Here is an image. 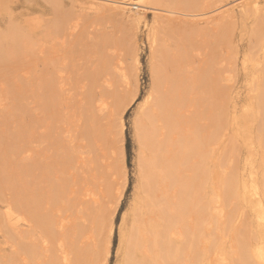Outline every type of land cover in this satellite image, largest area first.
<instances>
[{"label": "bare ground", "instance_id": "obj_1", "mask_svg": "<svg viewBox=\"0 0 264 264\" xmlns=\"http://www.w3.org/2000/svg\"><path fill=\"white\" fill-rule=\"evenodd\" d=\"M62 1H64V0H0V25L2 23L6 24L8 22L6 24V28H3V26H0V40H1V37H2V39L4 38L2 41H0V58H2L5 53L6 54L8 53L7 56L13 55L14 50L17 49L16 47L17 46L19 47V45H20L19 43H18L19 45L17 44L18 39H20L19 40L20 43L28 40L27 38L24 39L25 36H28V35H26L27 33L26 32L23 33L22 32L23 29H22V31L20 30V28L22 27L21 22H19L20 23L19 25L21 27L18 26L19 28L16 29L17 24H15L16 26L11 25L13 22L12 19L15 20V18L16 19L18 18L20 20V19H23L24 16L27 17L28 14L33 13V12H31V13L29 12V11H33V10H29V9H31L30 8L31 6L35 10L36 9L41 10L39 12H44L43 14H45V11L47 13H49L48 10L46 9V6L50 5L53 8H55L58 4L61 5ZM77 1L78 0H68V2L72 5L74 2H77ZM114 1H118V0H93V1H89L90 4L92 5L90 7L91 8L90 11L92 12V9H94L97 12H103V13H105V14L101 13L103 15V17H105V15H107L108 16L107 18L109 19V14L113 13L114 9H116L115 7L113 8V6H112V5H115V3H112ZM122 1H125V0H122ZM127 1H125V3ZM148 1L152 4L151 5L146 0L147 4L151 5L150 8L154 11L153 17L156 18L155 24H153L156 26L152 25L149 33H147L148 37H149L148 38V41H149L148 45H149V49L151 51L150 53H152V56H153V52H155L154 50H156L158 53H161V50H158V49L159 48L162 49L164 46L167 45V44L162 45L165 42V40H167V39L172 40V38H174V36H175L174 34H171L174 36L173 37L171 36V39H169L170 36H169L168 32L165 30V28L169 25V22H171V21H167L169 19L165 20V18H172L173 19V16L169 17V15H168V14H170V12H171L170 15H173L172 12H175L176 15L177 14H179V15L180 14H185V15L193 14L194 15L195 12L199 13L202 10H204V11L206 10L208 12L207 16L205 19L201 18V19H203L201 21V23L195 19L194 20L190 19L191 20L190 21L189 17H188V19L187 18L185 19L184 18L185 16L182 18L181 16H183V15H180V16L177 15L180 19H182L179 22H177V20L179 18L175 17L176 15H174V17L177 18V20L176 21L172 20V21H174L175 23L177 22V25L180 23L182 24V25L180 24L181 27L175 25V28H176V26H177V29L180 28V29H178V31H179L183 27H184V29L186 28L185 30H187V27H189L188 28L189 31L184 30L185 35H183L184 33H182L183 36L188 37L189 34L192 35L195 32H198L199 29H202V28L206 29V27L209 29V27H210L211 30L210 29L209 30L211 31V33L213 34V32H214V34H215V35L213 34L214 35L213 36L212 34L209 33V35H212L211 36L212 40L214 39L213 41L210 40L211 44H213V43L215 44V42L218 40L216 42L218 44L217 45L215 44L216 48L217 47L218 48L223 47L222 49H228V50L229 49H248V50L251 49V50H253L251 52L249 50V54L250 53L252 54L253 52L255 53V51L258 53V51L255 49H258V50L260 49V52H261V54L259 55L260 56V60H259L260 66L257 65L258 61H257V64L255 62L251 61V63L252 62H253V64L255 63V65H257L258 67L257 68L253 67V69L256 68L255 70H252V69L246 70L245 69V70H243L244 73H242L243 79L252 80V81H254V79L256 80L254 89L253 88H251L249 90L247 89L248 90L247 92L249 93V95H247L248 99L245 98V101L249 100L251 102V100H253L252 106L250 105V107H249V105L247 103L246 106L248 108L247 109L244 108V110H240L237 106L238 102L234 101L233 97H231L232 96L231 89H232V85H234V84H232L233 82H231L230 80L232 78V80L234 79V81H235V78H236V77L233 78L232 75H231L232 77L230 76V74L232 72L230 71L231 73H229V70L233 69L232 71L234 72V69H236V67L235 68L231 67V69L228 70V68H227V70H226L229 74L228 73L224 74L223 75L224 78H222V79H225V78H228L229 76L231 77V78L229 77L230 82L226 80L228 83H231V84L226 83L225 87L227 86V88H223L224 90H227V91L222 92V90H221L220 91L221 94L219 93L217 95L219 100L216 101L217 106L215 107V109L212 108L215 105L211 107V105L208 104L210 106V109L212 108L211 111L214 109L215 112L213 110L212 113L211 112L206 113L205 114L206 116L198 117V114L200 115L201 112L203 110H206L207 108L200 110L198 108L203 107L204 104H199L200 106L197 108V105H198V103H197L196 108L199 111H197L195 109L193 104L195 101H197L200 98H198L197 100L195 99V101H194V98H193V100H191L192 99L191 97L195 96V94H191L192 93L191 90L189 91V89H187L188 92L186 91V93L193 95V96L190 95V101H189V95H186V97L188 96V98H187L188 103H190V102L192 103V101H193L192 106H190L191 104L190 105L187 104L190 106L189 108L186 105H182L181 102L179 101L180 99L175 100V101H171L173 99V98H171V96L173 97V95L172 94L170 95L169 84L171 83V85H174V83H173L174 81H171L170 79L172 78V80H174L175 77L169 78V80H170V83L168 82L169 84H167V82H166V81H168L167 80L168 78L166 79L165 77L166 76L170 77L169 73L171 74L173 69L175 70L177 68H180V67L176 68V66H178V65L174 66L175 64H173V63L176 62V64H179L176 61V59L181 60V57L178 54L179 53L178 52L176 54H178L179 56L177 55L176 57H174V55H176V54H174L173 55L174 58H173V57H171L172 55L169 56V54H167L169 57H171V58H169V57L167 58V57H165L166 53H163V50L168 49V48L170 49L169 46H172V43H174V42H176L177 44H179V43L181 44L180 41H182V39H183L182 47H184V49L186 48V46L188 47L192 44H193L192 49L195 47H196L195 49H199L205 43L206 44L208 43L207 45L205 44L206 47L204 46L205 49L207 50V48H209L208 46L210 44V41L207 38V37H209V35L207 33L208 31L206 32L205 29L204 30L202 29L203 31L199 30L200 33L205 32V34L207 33V35H205L204 33L200 34L199 32L198 33L200 35L198 33H195V37L198 38V40H196L194 35H192L191 38L194 37V42L191 44H190V42L193 41V39L192 40L187 39L189 41L188 42L189 44H187V42H186L187 40L184 39L183 36H182L183 37L182 38L180 36L181 34L179 32H178L179 34L175 33V34H177L176 36H178V37L180 36V38L178 39L179 43L176 41L177 39L174 41V39H175L174 38L172 40L171 45L169 44L168 48H166V47L163 48L162 53L159 54L160 56H157L158 55L157 52L154 54L155 55L154 57L157 56L156 57L157 60L160 59L161 57H162L161 59H163L164 61L168 62L170 60L171 62L170 61L169 62L171 63V65L173 64L174 67L172 66L173 67L172 68L170 66L169 62H168V64L166 62H164L167 65H169L170 68H172V70L171 69L167 70V69H169V68H167L166 72H164L165 68H163V71H160V70H162L161 68L166 65V64H161V62L163 63V60L160 61L161 60L160 59L159 62H157L158 64L160 63L159 65H161V67H159V65H157V64H155L153 66V64L155 62L154 63L151 62L152 64H150V73H151V75H150V79H151L150 86L146 92V95L144 96L143 100L141 101V104L138 106V108L140 109V111H139V118L140 119L139 118L138 119H139V121H141V126L137 125V128H138V140L137 141L139 142V145H138V151L139 152H138V156H137V168H136L137 169V176H136L137 183L135 185L134 196L132 198V202L130 203V206H129L130 212H128L126 214V216H122V218H121V225H122V227H121L122 231L121 232H122V234H121V237H119V245H118V249H117V250H120V253H121V262H122V264H183L185 262H186L185 264H190L191 262H190V260L188 261L187 256L193 254L191 251L195 252V250L197 249L196 251L198 252L199 249H201L202 250L201 254L204 256V259L202 260L201 258H198V259L202 260V261H199V263H198V262H194V261H196L195 260L196 258H195L193 261L191 260L192 263L194 262V264H234L233 260H231V259H234L237 261V264H264V168H261L264 165V135H263L264 132L262 131L260 133L262 128L264 130V127H263L264 126V0H148ZM138 2L137 3L139 5L140 4L145 5L144 3H146L145 0H144V3H141L142 2L141 0H138ZM137 3H136V5H137ZM84 4L89 5L86 2ZM132 4H133V2H132ZM116 5L119 6L120 3H118ZM61 6L63 7V5H61ZM82 6H83V4H82ZM82 6H80L81 9H82ZM152 6H154L155 8H153ZM28 7H29V9L27 10ZM73 7H75V6L73 5ZM76 7H78V6H76ZM148 7L149 6H147V8ZM157 7H159V10L163 7L164 11L166 13L168 12L167 16H166L165 12L160 13L162 10L161 11L157 10L158 9ZM47 8H49V6ZM138 8H140V7H138ZM75 9H77L76 11H78L79 8H75ZM86 9H88V8H86ZM123 9H122V11H123ZM131 10L132 9L128 10V12L129 11L135 12V11H131ZM57 11L61 13L62 10L61 11L57 10ZM67 11H69V10H67ZM70 11H69V13H70ZM76 11H73V12L76 14ZM79 11H78V13H79ZM122 11L119 10L118 13H120V12L123 13ZM36 12H38V10H36ZM56 12L54 11V13H56ZM63 12H62V15L63 14L67 15V13H68V12H65V13H63ZM83 12H84V10L82 12H80L79 14H82ZM88 12H89V9H88ZM54 13H53V15L56 17L57 14H54ZM85 13H87V10L83 14H85ZM106 13H109V14H106ZM115 13H116V11H115ZM124 13H125V10H124ZM124 13H123L122 17L124 15H127ZM40 14H42V13H40ZM164 14L166 16L165 18H164ZM58 15H61V14L58 13ZM58 15H57L56 19H54L55 17L53 18V21L55 20L57 22V24H54L52 22V20H50L52 22V25H51L50 21L48 20L49 22L47 23V20H46L47 25L49 23H50L49 24L50 26H57L58 25V28L57 27H54V28L51 27L50 28L49 25L48 26L45 25L48 28V29H46V27H45L46 30L55 29L54 30V32H55L56 28H57V29H59L60 32H62V30H64L68 26L69 23L67 24L65 22L68 21L69 18L71 19L72 14L71 15L69 14L70 16L68 15L69 16L68 19L66 17H63L64 15L60 16L61 18L58 17ZM88 15H89V13H88ZM92 15L97 16V13L92 14ZM102 15H101V17H102ZM115 15L112 17H115ZM120 15L118 14V17H121ZM134 15L135 16H133V17H132V15L128 16V18L132 17V19H131V20H133L132 22L130 20L128 21V19H126L127 18L126 17L124 19L127 21L126 22L123 21L121 23L122 25H124V23H127L128 25H129V23H132V26H131V24H130V26L125 25L127 28H129V27L134 28V31H131L130 30L131 28L128 29V32L130 31L129 32V36H130L129 39L132 37L135 38V36H134L136 33L135 29H137V32H138L139 24H140L141 20L143 19V12L141 13V12H139V10H138V12L136 11ZM158 15H159V17L163 16L164 21L161 20V22L158 23V21H157ZM35 16L37 17V15H35ZM96 16H94V17H96ZM38 17H40V16H38ZM98 17H99V15H98ZM98 17H97V19L100 20V18H98ZM64 18H66L67 20ZM77 18L78 17L76 16L74 19L76 20ZM82 18H84V15L82 16ZM154 18H153V20H154ZM63 19H64V23H65V24L63 23V26L65 25L64 26L65 28L62 26V23H60V24L58 23L60 21H63ZM95 19L96 18H93L91 20L94 21ZM104 19H106V18H104ZM104 19H101V20H104ZM119 19L121 20L122 18H118L117 22L120 24ZM32 20H34V22L36 24V25L35 24L32 25V27L34 28V26H35V28H36V26H38V28H36V29L39 30L40 29L39 27L41 26V25H38L39 19L38 20L32 19ZM114 20L116 21V18H114ZM24 21L25 20H23L22 23H24ZM43 21L44 20H41V22H43ZM80 21H81V19H79V23H80ZM93 21H91V23ZM109 21H106L107 24L109 23ZM115 21H113V23L110 22L111 24L109 23V25L111 27L106 26L108 28V31L111 30V28L113 26L115 27L116 25L118 26V28L121 29V27H119L118 24H116V25L114 24ZM29 22L27 23V25L29 24ZM72 22H74L76 25L81 24V23L79 24L78 22L76 23L75 21H72ZM96 22H99V23L97 24L98 26L96 25L97 30L95 29L96 30L95 31L93 29L95 34L97 31H100V32L106 34L107 28L105 26H103L106 24L105 21H102V22H104L103 25L100 21H95V23ZM250 22H251L250 28L251 29L257 28L258 31L253 32V33L248 32ZM171 23H173V22H171ZM13 24H14V22H13ZM66 24H67V26H66ZM92 24H94V23H92ZM92 24H90L89 26H93ZM99 24H101L102 27H105L106 29L105 30L98 29L100 26ZM59 25H61L62 27L61 26L60 27L63 29H60ZM76 25L74 27V24H71L70 26H68V29L69 30L73 29V28L75 29ZM84 25H82V26H84ZM86 25H87V22H86ZM171 25H172V27H174L173 24H171ZM11 26H13L15 28H12L13 29L12 30ZM125 26L122 27L123 30L126 29V30H124L125 31L124 33L127 32V28H124ZM102 27H100V28H102ZM22 28H24L25 31L28 30L25 27H22ZM31 28H30V30H31ZM33 28H32V33L35 30ZM85 28H82V29H85ZM88 28H90L89 29L90 32L93 31V30H91L92 27H88ZM93 28H95V27H93ZM74 29H73V31H74ZM82 29H81V32H82ZM162 29L165 30L166 32H164ZM167 29H168V31H170L169 29H172V28H167ZM190 29H191V31H193V33L190 31ZM69 30H67L65 33H67ZM77 30L78 29H76V31ZM112 30H114V29L112 28ZM161 30L163 31L164 34L167 33L165 35V37L169 36V37H167V39L165 38V40L163 42L160 40H163L164 38L162 39V37L160 35L159 36L157 35L158 31L160 32ZM172 30H171V32L174 33V31H172ZM194 30H197V31L194 32ZM212 30H213V32H212ZM18 31H21V33H19ZM83 31L86 32V30H83ZM162 31L160 32V34L162 33ZM253 31H255V30H253ZM2 32H4V34L8 35L7 38H9V35L11 34L14 38L12 36H10V38H12L11 40H13L12 43L14 42V44H11V43L9 44L10 38L8 39L9 40L8 43H4L5 42L4 40L6 39V37H5L6 35L5 36L2 35L3 34ZM16 32H18L19 34ZM40 32H42V37H41L42 39L38 38L39 40L37 39V41H38L37 44L41 43V40L42 41H48L47 37L50 35L49 33H47L48 35L45 34L44 37H46V36L47 37L45 38L46 40H44L43 34H44L45 30H44V32L42 30ZM54 32L50 31V33H52V34ZM78 32H80V31L78 30ZM85 32L83 33L84 35H85ZM128 32L126 34H128ZM175 32H177V30ZM182 32H183V29H182ZM92 33H91V35H93ZM130 33L131 34L133 33V35L131 36ZM163 33H162V35H164ZM24 34H25V36L23 37L22 35H24ZM54 34L55 35L57 34L56 37L57 38L60 37V39H62L65 36L64 34H60L58 32V30ZM54 34H53V36H54ZM58 34H59V36H58ZM81 34L82 33H80V37H81ZM95 34H94L95 38L93 36V39L99 40L102 38L101 41H103L102 36H101V38L98 39L99 36H97V38H96ZM126 34H123V35H126ZM203 34H204V36H206V42L204 41V43H202L203 40L199 41V39L201 38L200 36H202ZM20 35L23 37L24 40L18 37ZM29 35H30V33H29ZM91 35L89 33V35L87 37H89V36L92 37ZM110 35L111 34L109 32V36ZM190 35H189V37H190ZM71 36H72V34H71ZM77 36H78V34H77ZM77 36L74 34V37H77ZM204 36L201 39H203ZM49 37H51V36H49ZM56 37H55V39H56ZM125 37L128 39V35H126ZM158 37L161 38V39H159V42H162V44L158 42V40H157ZM211 37H209V39H211ZM213 37H216V38H213ZM16 38H18V39H16ZM71 38H73V37H71ZM236 38H237V42H236ZM75 39H74V41H75ZM89 39H92V38H89ZM58 40L56 39L54 41L56 42ZM64 40H62V41H64ZM67 40L68 39H66V41ZM106 40H108V38L104 39V41H106ZM135 40H136V38H135ZM135 40H132V41L134 42ZM28 41H30V42H28ZM28 41L25 42L26 44H24V42H23V45H25L26 48L27 47L29 48V46L31 47V45H29V44H31L32 42H33L32 45H34V43H36V41H33V39L31 41L30 38ZM62 41H61V43L63 45L66 44V43H63ZM101 41H99L100 42L99 45H98V43H96V45H93V46H97V48L93 47L94 49H97V51H100V50H98L99 46L101 45V47H102V44L104 43V41L103 42H101ZM108 41L110 42V39ZM132 41H130L131 46H129L128 44L125 46V48L127 47L126 51H127L128 47L129 48L131 47L132 51L134 52L133 47L135 46L134 48H135V52H136L137 47H136V45H133ZM184 41L187 44L186 46H184L185 45ZM51 42L52 41L47 42V45L49 43L50 44L53 43L51 45L52 48H49V45L47 47V45L45 43L42 46V50H41V47H39L40 49L38 48V51H36L37 55L42 54V52H44V50H46L47 48L54 50V48L57 47L55 45L58 43L55 44L54 42H52V43ZM135 42L137 43V40ZM167 42L168 41H166V43ZM169 42H171V41H169ZM198 42L200 43V45ZM27 43H29V44H27ZM107 43L108 42H106V44ZM114 43H116V42H114ZM121 43H122V41H121ZM197 43L200 47L197 45ZM7 44L12 45L10 47L14 48V49H12L13 50L12 53H11L10 47L8 48L9 50H7V48H6ZM62 44H61V46H62ZM70 44H71V46L73 45L72 41ZM158 44H161L162 46L158 45ZM156 45H157V47L159 46V48H156ZM61 46L59 48H61ZM65 46H62L63 49L68 46V43H67V46L66 47ZM104 46H107V45H104ZM119 46H121V44ZM179 47H180V45H179ZM179 47H176V49ZM204 47H202V48L204 49ZM2 48L4 50L6 49L7 52H5ZM26 48H22V45H20V47H19L20 52H21L20 55L22 58L24 56L22 54H25L27 52V50H29ZM59 48L57 47V49H55L56 52ZM102 48H104V47H102ZM172 48L174 49L173 46H172ZM23 49L25 51H23ZM49 49H47L49 51V53H53L52 52L53 50L51 51ZM63 49H62V52L64 53V55H66L67 49H64L66 51H64ZM68 49H69V47H68ZM88 49H89V47H88ZM184 49H183V51H184ZM33 50L35 51V49H33V48L31 51V48H30L31 53L28 51V53H26V55L29 53L32 55V53H34ZM59 50H61V49H59ZM114 50H115V48H114ZM123 50L124 49L122 48V51ZM3 51L5 52L4 54H2ZM22 51L25 53H22ZM71 51H73V50L71 49ZM110 51L111 50H109V52ZM128 51H129V49H128ZM65 52H66V54H65ZM107 52L108 51H106L105 53L107 54ZM9 53H11V54H9ZM63 53H61V55L59 53L58 54L61 57L63 55ZM84 53H85V51H84ZM211 53H212V51H211ZM17 54H19V53H17ZM45 54L46 53H43V55H42L43 57H40L43 59H39V57H37L36 54H33L34 60L37 57V59H39L40 61H43V63L42 62L39 63V61H38V66L41 63L43 64L42 69L41 70L39 68L38 69L40 70L39 73H43L45 75V77H44V75L42 74L44 77L43 78V77H41L42 75L39 74V79L36 78L37 74L36 75L34 74V73H36V71H35L36 65L33 64V71L32 72L34 75L33 74L32 75L34 76L33 79L36 78L39 80V81L38 80L36 81V79H35V81L37 82V85L43 82L42 84L45 83L44 84L45 87L42 84H40L38 86H43L44 89L46 87H51V89L48 88L51 91L53 90V87H54L55 91L58 92V90H59V93L60 94L62 93L63 95L65 93H66L65 95H68L67 91L69 93L70 86L74 85L75 87L72 86V88H70L71 89L70 93L73 96L75 95L73 92L75 90H72V89H74L76 87L78 88V86H79L80 89L78 91L76 88L77 93L78 92L79 93L77 94L75 92L77 94L75 96L79 95V97L74 96L75 98L73 97L74 99H71L72 98L71 95H68L65 97L63 95H61V96H63V99H62V98H60L61 96H59V98H60L59 102L61 100H64V102L66 101L65 105L62 104L63 109H62L61 113L63 115H61V113H59V112H60V108H62V107L58 108L59 107L58 106L59 103L57 102L58 99L56 101V100H54V98L52 96V94H55V93L50 94L51 92L49 91L50 93L47 94V92H46V94L49 96L45 97V95H43V94L48 89L43 90V89L39 88L40 92H39V90H38V92L40 94L43 92L42 95L44 96V98L49 97L48 99H50L52 97L51 99H53L54 101H56V103H58V104L55 103L56 104L55 108L57 107L58 113H59L58 116L61 119H63L64 122L68 121L67 119L70 120V117H72L73 120L75 119L73 121L74 127H73V124L71 126H70V124H68L69 127L73 128V129L69 128L68 125H67V127H65L66 124L64 125L62 120L61 121H62L63 125H61L60 124L61 121L59 123L60 118L57 116L58 113L55 111V109L53 110V108H54L53 106L55 104L53 105V103H51V102H49L50 103L49 104L47 101V104L53 105V106H51V107H53L52 108L53 112L57 113V114H55L52 111L48 112V115H50V116H51V114H53L52 118L50 116H48V117H50V119L52 120L53 117L55 119V117L57 116L56 118L59 119V120L56 119L57 122H56V120H54L56 122L55 124L59 123L58 126H56V127L54 126L56 129V132H57V136L55 134H52L53 133L52 131H51L52 133L49 132L50 130L48 132H49V134H52L53 137L56 136L55 137L56 140H55V138L53 139V137L51 138L54 141V145L51 142H50V144L53 146L56 145L55 147L57 148L59 153L57 154L56 153L57 151H56L55 152L56 155L55 154L54 155L56 156V159L60 158V161L58 159L56 160L54 157H53V159L50 158V161H45L46 159L43 160L44 158L41 159L44 161V164H45L44 167L47 170L45 169L46 171H42V174L39 171H38V173H40L39 178L45 176V175H43V173L44 172L48 173L51 170L48 167H46V165L49 166L50 164H52V166H53L52 169H55V177L60 182L59 181H56V182L53 181V185L56 184L55 185L56 190H54V192L49 191L48 188H46L47 191H49V192H47L48 194L47 193L44 194V195H46V194L47 195L44 196V198H46V199H44V204H45L44 208H42V205L40 206L42 208V210L44 209V211H42V213H40L41 211L39 210L40 208H38V207L37 208L40 212L36 211L37 209L35 208L36 207L35 205L38 202V201H36V196H35V199L33 200L36 202L30 201L31 199L30 200L28 199L29 200L28 201L26 198L27 202H31L30 205L29 204L27 205L25 203L26 201L25 200H24L25 202L22 201L21 198L28 197L29 195H31V198H33L32 196H34V195H32L31 193H33V194H35V193L33 191L30 192V189L34 188L37 184H38V187L40 185L39 189L40 188L45 189V185L47 187V184H45V183L47 181L48 182L51 181L52 179H50L48 177L49 180L47 179V181H45V183L42 179H39L40 181H43V182H40L38 180L40 184L39 183L36 184V182H34L31 179L34 183L31 181H30V183L36 184V185L32 186V188H31V186L28 187L29 190L26 189L28 191H25V193L23 192L24 190H22V192L24 194H26L27 192H30V194L28 193L29 195L26 194L27 196L26 195L23 196L24 194H21V192H20L21 188L19 190L18 189L16 190L14 188V187H16L14 185L15 184L19 185L20 182L14 183L12 181V178L16 179L15 177L18 175H19V178L21 179L20 176H22V175H20V174H22V171L24 170V172H25L26 170H28V167H29V169L32 168L31 166H33L32 163L34 161L33 162L31 161L32 160L31 154L33 155V153L30 151L31 147L27 146L25 148V147H23L24 146V144H23V146H22L23 148L18 149V150L15 149L16 150L15 153H14V151H13V153H11L14 156H16V154H20V158L18 161H15L17 159H14V156L13 155L11 156V154L8 152H7V155H5L6 151H9L8 148L5 151V154L0 155V264H107L108 263V256L110 253L111 238H112V233H113V222L115 221L114 211L117 208L116 205L118 203V200H119V198L122 194L123 188L125 186V184H124L125 181H123V183L117 182L118 180L116 179L117 181L114 180V182L115 181L116 182L113 183L112 177L114 178L118 168L121 170V172L124 176L125 169H126L124 153H123V150L121 151L122 147L120 148V150L118 148L120 146L117 147V143L120 142L119 141L120 139H118V138H120V136H121V135L119 136V134H120L119 132L122 131L121 130L122 129L121 128L122 127V121H121L122 111H120L119 109H118L119 110L118 111L117 108H115L116 107L115 106L116 101L113 99H115V98L117 99L116 94L120 93L119 92L120 89H122V88L125 89V87H127L126 89H128V86L129 87L131 86L133 79L137 78V76L135 77V75H137V72H136L137 66L135 67L136 71H134V68H132L133 64H134L133 67L137 64H135L134 59L130 57L131 55L129 56V58L133 59V60L132 61L129 60V62L134 61L133 64L132 63L129 64V62H128L125 65V62H127V61L124 62V60H123L122 63L125 66L129 65V69L131 66V68L133 69L132 72L136 73L135 75L134 74L130 75V71H128V75H129V78H128V75L126 76L128 69H126L125 66L123 67L120 65H116L113 62V60H114L113 58H111V62L114 63L112 65L110 60H108V59H110V57H105L106 56L105 54H104L105 56L103 55V57H102L103 59H100V60H105V63H106L105 65L108 66V67L106 66V68H104V66L101 64V63H103V61L100 63V60H99V58L102 55H100V57H99L98 56L99 53H98L97 55H94V57L97 56L99 58L98 59H97V57L96 58L93 57V58L97 60V61L95 60L97 62V64H98V60H99V63L101 64V66H103V68H102L103 70L101 68H99V70H97L98 68H96V67H100V65L96 66L97 64H94L95 63V61H94L93 64L95 67H93V68L91 66L90 67L93 69L92 71H96L94 73L97 77L95 76L94 78H97V79H94L92 76V78L89 79L91 81L88 82L87 78H90L92 75V74L90 75V73H91V71H90V72H88L89 73L88 76H90V77L80 76L83 79L85 77H87L86 79H84V82H86L84 84L83 81L79 80L81 78L80 77L78 78L77 76L80 74L85 75L86 71H89V69L87 68L88 62L87 63L85 62L86 68L88 70H86V69H85L86 71L81 70V71H83V73H80L81 72L80 69L81 68L83 69V66H84L83 64H82L83 66L80 67V69L76 68L75 67L76 65L73 68L71 67L72 65H70V67L72 68L71 70L73 72H74L73 69L76 68V71L78 69V71L80 73L79 74L77 72L78 74H77V76H76L77 78H76L75 77L76 72H74L75 75H70V74H72V72L71 73L68 72L70 76H72V77L74 76L76 79L75 80L74 77L73 78L70 77V78H72V80H71L69 78L68 74H67L68 76L66 75V77H65L66 72H65V74H62L63 70L65 71L66 69H68L69 64L74 59V57H73V59L71 58L70 51H68V55L72 60H69V57L66 58L67 55H66V57H63L64 55L62 56L61 59L64 58L63 60H61L59 57V59H60L59 60L58 57L56 56L58 54H56V55L54 54L55 55V56L53 55L54 59L56 57V60L57 59L59 60V61H57L58 63L56 62V64L53 63V62H55V60L53 59V57L49 56L48 52H47L48 55L46 54V56H48L49 58L46 57ZM111 54L115 58V55L117 53L115 54L113 51H111ZM127 54H128V52H127ZM136 54L133 53L132 56H135ZM163 54H164V56H162ZM189 54H191V53H189ZM253 54L251 57H253ZM119 55L122 56V57H120L121 59L122 58L125 59V57H123L125 54L123 55L120 53ZM224 55H226V54H224ZM18 56L14 55V57H12V56H8V57L9 58L12 57V58L16 59ZM38 56H41V55H38ZM89 56H90V54H89ZM91 56H90V59H91ZM249 56H247V58ZM4 57H6V56H4ZM21 57H18V58H21ZM25 57L26 56H24V58ZM104 57H105V59H104ZM118 57L119 56H117L116 61L119 60ZM230 57L227 56V59L228 58L230 59ZM234 57H237V56H234ZM234 57L233 58L231 57V58L235 59ZM9 58H7V59L10 60L11 58L10 59ZM18 58H17V60H21ZM27 58L32 60V62H34L32 59V56H30V58H29V55H28ZM80 58H81V56H80ZM151 58H149V59H151ZM193 58H195V57H193ZM202 58H204V57H202ZM7 59H6V61H7ZM49 59H51L53 62L50 61ZM65 59L66 60L68 59L70 62L67 60V62H69V63H67L66 61H64ZM75 59H77V58H75ZM90 59H89L90 62L88 65H90V63H92L91 62L92 60H90ZM127 59H128V57H127ZM167 59H169V60H167ZM223 59H224V65L225 66L223 65V61L221 59L222 62L220 61V63H222L221 66L222 65L223 66L222 67L219 66V67L221 68V70L223 72H225L224 70H225L226 66L228 65V64L226 65V63L227 62L229 63V60H227L226 57ZM251 59L254 60V58H251ZM12 60L13 59H11L9 61V63L7 61V64L10 65L11 64L10 62H12ZM106 60H108L110 66L112 65L111 67H109ZM135 60H136V58H135ZM157 60H155V61H157ZM173 60H175V61H173ZM225 60L227 61L226 63H225ZM244 60L242 59V61L241 60L240 61L244 62ZM250 60H249V62H250ZM1 61L3 62V58ZM29 61L27 60L28 64H29ZM62 61H64V63ZM78 61H80L79 58H78ZM86 61H87V59H86ZM151 61H154V58ZM188 61H190V60H188ZM199 61L202 62L203 60H199ZM230 61H232V60L230 59ZM2 62H0L1 65H3ZM27 62H26V64H27ZM136 62L138 63V61H136ZM12 63H15V61ZM30 63H31V61H30ZM119 63L121 64V60ZM214 63H213V65L216 64V67H217L218 63H215V64ZM5 64H6V62L4 61L3 68H4ZM64 64H65V68L63 67ZM253 64H251V65H253ZM73 65H74V63H73ZM162 65H164V66H162ZM167 65L165 67H168ZM191 65L193 66V64H191ZM203 65H206L205 67H202L204 69L208 66L205 63ZM11 66H9V71H6V70H8V68L6 70L4 68L5 72H3V69H1L2 67H0L1 72L4 73L3 74L0 72L2 75H4V76L0 75V76H2V78H4L3 81L5 80L6 82H8L7 81L8 78H6L7 72L10 73L11 69L14 72V70ZM77 66L79 67V64ZM156 66H158L160 69L158 70V67L156 68ZM230 66H231V64H230ZM232 66H236V63H235V65L232 64ZM244 66H246V65H244ZM244 66H243V68H244ZM61 67L64 68V69H62V72L60 71ZM223 67H225V68H223ZM193 68H194V66H193ZM71 70H69V71H71ZM178 70L179 69H177V72H178ZM59 71L61 73H59ZM98 71L99 72L101 71L100 72L101 75H100V73L98 75ZM167 71H170V72L168 74H166ZM214 71L215 70H213V72ZM222 71H219L218 74L221 75ZM175 72L173 71V73H172L173 76L177 74V72L176 73ZM207 72H209V71H207ZM210 72H212V71H210ZM9 73H8V77L10 75ZM94 73H93V75H94ZM162 74L166 75V76H162ZM113 75L115 77L118 76L119 78L117 79ZM220 75H218V76L220 77ZM227 75H228V77H226ZM130 76H132V78H130ZM176 76L178 77V78H176V80L179 79L180 76H178V75H176ZM223 76H221V77H223ZM234 76H235V74H234ZM11 77L9 79H11ZM67 77L69 79H67ZM126 77H127V80L130 79L128 82H127V80L125 81ZM162 77L165 79L166 83L163 82L164 79H162ZM182 77H184V75ZM182 77L180 78V80H181L180 83L182 82V79H183ZM219 77H215V75L214 76H208V78L205 77L204 79L202 77V79H199V82L201 83L200 84L201 88L205 87V86H207V88H209V86H210L211 88L213 87L214 90H216V88H218V87H216L215 85L218 83L217 78H219ZM111 78H112V80H117V82L115 81L117 84H115L111 80ZM131 79H132V81H131ZM207 79L209 80L208 82L206 81ZM219 79H221V78H219ZM0 80H2V79L0 78ZM40 80H42V82ZM44 80H45V82H44ZM66 80L69 81V84L67 83L68 81H66ZM12 81H10V84L8 82V84L10 86L13 84V83H11ZM30 81H31V83L29 85H31L34 82V80H30ZM71 81L75 82V84L70 83ZM78 81H80L79 82L80 85H78L79 83L77 84ZM130 81H131V83H130ZM81 82L83 85L81 84ZM122 82H124V84L126 86ZM133 82L136 83L137 81H135V79H134ZM190 82H191V80H190ZM190 82H187V83H190ZM194 82H196V81H194ZM215 82H216V84H215ZM120 83H121V85H123L122 88L120 86ZM128 83H130V85ZM202 83H204L205 86ZM249 83H251V82H249ZM191 84H194V83H191ZM196 84H198V82ZM219 84H221V83H219ZM9 85H7L5 82L3 83L0 81V101H2L4 99L3 97L6 96L4 89H6V87ZM27 85H28V83H27ZM65 85H67V87H69V88H67L68 90L66 89ZM198 85H194V86H196V88H198L199 87ZM252 85H253V83L251 84V86ZM13 86H14V84H13ZM13 86H11V87H13ZM20 86L21 85H19L18 87H20ZM186 86H187V84H186ZM18 87H16V89H18ZM188 87H190L189 84H188ZM16 89L14 88V91H16ZM36 89H38V88H36ZM203 89H205V88H203ZM6 90H8V89H6ZM23 90H25V89H23ZM65 90H66V92H65ZM22 91L20 89V92L18 91V93H21ZM30 91H32V90H30ZM57 92H56V95L59 94ZM175 92H177V91H175ZM198 92L199 91L197 90V93ZM215 92L217 94V91H215ZM215 92L211 91V94H213L212 96L215 95ZM10 93H12V91ZM15 93H17V91ZM26 93H27V91L25 90L24 95ZM193 93H195V92L193 91ZM236 93H234V94H236ZM209 94H210V92H209ZM211 94H210V96H211ZM8 95L9 94H7V96ZM15 95H14L15 98L13 96V99H18V98H16L17 94H15ZM28 95H29V93H28ZM56 95H54V96H56ZM169 95H170V97H169ZM182 95H183V93L181 94V96ZM38 96L40 97V95H38ZM43 96H41V99H43L42 98ZM240 96H242V94ZM30 97L32 98L33 96L30 95ZM206 97H209V95H207ZM237 97H238V95H237ZM170 98H171V100H170ZM108 99L115 101V103L113 104L112 102H109ZM7 100H6V102H7ZM9 100H11V99H9ZM37 100L35 101L33 99V100H31V102L33 101L35 105H38L35 103V102H37ZM44 100H42L41 102H38V103H45L46 101L43 102ZM71 100L74 101L73 104L70 102ZM200 100H201V102L204 101V99H200ZM207 100H209V99H207ZM242 100H244V99H242ZM16 101H18V103H16ZM16 101H14V102L16 104H18V106H16L15 104H13V105H15L18 109L21 108V110L20 109L19 110L24 113V111L22 110V106L19 105L20 100L18 99ZM184 101H182V103ZM14 102L12 100V103H14ZM26 103H28V102H26ZM61 103H63V102H61ZM61 103H60V105H61ZM214 103H215V101H214ZM29 104H30V102H29ZM29 104H27V105H29ZM185 104H186V102H185ZM195 104H196V102H195ZM241 104H242V102H241ZM0 105H2V104H0ZM119 105H121V104H119ZM23 106H24V103H23ZM38 106L40 107L41 105L39 104ZM44 107H46L45 109L47 110V108H49L50 106L45 104ZM191 107L193 108V111H192ZM204 107H206V105ZM12 108L14 109L15 107L13 106ZM17 108H15V109L17 111H19ZM23 108L26 109L25 107H23ZM28 108L29 107L27 106V109ZM31 108H33V107H31ZM64 108L66 111H64ZM176 108H178V109H176ZM190 108H191V110H190ZM36 109L38 110L39 108L35 107L33 110L36 111ZM185 109L186 110L189 109L190 112L189 111L187 112ZM5 110H8V109H5ZM40 110H41V108H40ZM40 110H38V111L42 112L43 109L41 111ZM49 110H51V109H49ZM67 110H71V112L73 111L71 114L74 116H67L66 115L67 119L65 118L66 116L64 117L65 118L64 119L63 118L64 113H66V112L70 113V111H67ZM181 110H185L186 111L185 114H182ZM195 110L197 112H200V111L201 112L194 114L193 112ZM9 111L11 112V110H9ZM13 111H15V110H13ZM63 111H64V113H63ZM33 112L34 111H30V113H33ZM75 112L78 116L76 114H74ZM190 113H192V114H190ZM12 114H14V113H12ZM17 114L21 118L22 113L20 114V112H18ZM54 114L56 116H54ZM178 114H180V115L182 114V116L184 115L185 117H183V122H180V125L177 126L176 124L177 123L179 124V122H176V121H179L178 119H181V117H182V116L180 118L178 117V119H177L176 115H178ZM196 114H197L198 120L201 119L200 122H202L204 120L203 124H201V123L199 124V127L201 125L204 130L206 129L205 131L203 129L201 130V131L205 132V135H203V133H201L203 136H205V137H203L204 139L202 138V135L200 134L201 139H203V141H204L203 144L204 143H205V145L208 144L206 147L203 146L205 150L204 149L201 150L202 149L201 148L202 142H201V140H199L200 139V136L198 135L199 128L196 127V126H198L197 125L198 123L195 124V127L193 124V121L197 120V117H195ZM28 115H27V118H28ZM180 115H178V116H180ZM188 115H189V118H188ZM202 115H204L203 112H202ZM2 116L3 115H1L2 119L5 118L4 116L3 117ZM251 116H254L255 119L252 118ZM14 117H16V116L14 115ZM1 118H0V122L4 126L6 124V122L4 121L5 119L2 121ZM9 118H13V117H9ZM29 119H27V120H29ZM184 119L185 120L187 119L189 121H187V120L184 121ZM14 120H12V121H14ZM20 120H22V119H20ZM27 120H25L26 123H27ZM116 120H118V128H117L118 132L117 133L114 132V133H116L115 137L117 136V138H116L117 143L115 142L114 139L111 140L112 138H114V135H112V133H111V136H110V134H109V132H112V130L115 128L113 125L115 124ZM6 121H7V119H6ZM252 121L258 123L256 125V129L254 131H252V126H253ZM2 122H4L5 124ZM51 122L52 121H50V124H49V122L47 120V123L45 125H47V124H49V126L51 125L49 128H52L54 130V128L52 127L54 125V124L52 125V123H54V122H52V123ZM138 122H137V124H138ZM184 122H189V124L191 123L193 125L195 130L198 129V131H196L197 135L199 136L198 137L199 139L197 138L198 141H196L197 140L196 138L192 137V135H194V136L196 135V132L194 131L192 125L190 126L189 124H186V123L184 124ZM196 122H198V121H196ZM30 123H32V122H30ZM181 123L183 124V126L185 128H186V126L188 128H189V126H190V128L192 127L194 134L191 135V133H193L192 130L190 131V134L186 133L188 129L187 128L184 129L183 126L181 125ZM1 124H0V126H1ZM12 124L15 125V122H13ZM135 124H136V122H135ZM13 125H11L12 129H13V127L16 126V125L15 126H13ZM30 125H32V124H30ZM27 126H28V123H27ZM59 126H61V127L64 126V127L61 129V127H59ZM57 127L60 128V131H58L59 128H57ZM181 127H182V129H181ZM5 128L8 130L7 126ZM16 128L17 127H15L14 129H16ZM18 128H21V127L18 126ZM30 128L31 127H29V129L25 127V129H28L29 132H30V130H31V132H34L36 130V129H33L34 131H32V128H34V127H32L31 129ZM0 130H2L0 132L1 133L0 136L4 137L2 135V134H5V133H2V132H4L3 131L4 129H0ZM181 130H182V132H184L186 130L185 131L186 134L183 133L185 138L187 137L189 139V137L186 136L187 134H189V136H191V138L189 140L185 139L184 136H182V134H181L180 137L182 136L184 139L183 138L181 139L178 136L182 141H177V143L179 142V146H177L178 144L175 143L174 141L178 140V137L176 139H174V137H176L178 134H180ZM12 131H14V130H12ZM19 131H21V130L19 129ZM106 131L108 132V134H107L108 136H105ZM188 132H189V130H188ZM251 132H254L256 134L255 136L257 139L256 138L255 139L257 140V142H255V143H257V146H253V144H252L253 137H250L252 139L247 137L248 139L246 140V136H252L253 133H251ZM244 133H245V136H244L245 138L243 137ZM250 133H251V135H250ZM11 134H16V132L15 133L12 132ZM20 134H22V133H20ZM25 134H27V132L24 133V135ZM44 134L46 135V133H44ZM239 134H242V135H239ZM41 135H42V133H41ZM41 135H39L40 139H41V140L39 139V141L45 142V139L48 138L49 135L45 139H43L44 137H43V135L42 136ZM167 135L168 136L170 135L172 137V139H173L172 142L174 143L173 146L180 148V151H179V149H177V152L179 151V153H171V152H176V151H175V147L173 148V146L171 144L172 139L170 138L171 139L170 140ZM197 135H196V137H197ZM21 136H23V135H21ZM29 136H30V134H29ZM39 136H38V138H39ZM13 137H15V136L13 135ZM13 137L11 135L12 139H14ZM30 137H31L30 140H32L33 136L31 135ZM27 138H29V137H27ZM34 138H37V136L36 137L34 136ZM17 139H18V137H17ZM22 139H20V140H22ZM167 139L170 141L165 142ZM192 139L193 140L195 139V141L191 142ZM1 140H3V139L1 138L0 142H1ZM34 140H33L34 143L32 142L30 145L33 144L32 146L35 147V145H36L35 142H37V141H34ZM184 140L187 142L190 141L191 143L190 142L189 143L183 142ZM49 141H50V139H49ZM24 142H27V141L25 140ZM28 142H29V140H28ZM181 142H183L184 144H182ZM193 142L194 143L196 142L194 145V148L197 149L196 147H198L199 151L195 150L198 152V153L196 152L197 154H195L194 148H193L194 153L191 152L192 151L191 145ZM1 143H3V141ZM17 143H19L18 140L16 141V144ZM98 143H100V144H98ZM101 143L104 145L102 148H101V146H102ZM169 143L171 144L170 147H172V149H173L172 151H171V149L168 148ZM186 144H190L189 145L190 147L188 148V145H186ZM239 144H241V145H239ZM27 145H29V143H27ZM105 145L108 147L109 150L112 151L111 154H109L110 153L109 152L108 153L109 155H107L108 151L106 152ZM180 145L183 146L182 148L184 149V152H183V149H181ZM7 146H8V144H7ZM37 146L38 145H36V147ZM166 147L168 149H166ZM185 147L188 148V150L191 149V151L189 150L190 153H189V151L188 152L186 151ZM33 148H32V151H33ZM116 148H118V149H116ZM240 148L245 149L244 153H245V151H246V153L244 155H241L242 153H241ZM0 149H1V147H0ZM98 149L100 150V153L97 151ZM115 149L119 150L120 153H119V151L117 153L115 151ZM2 150H3V147H2ZM12 150L13 149L10 148V151H12ZM95 151H97V153L94 154ZM203 151H205V152H203ZM2 152H4V151H2ZM16 152H18V153H16ZM40 152H41V150H40ZM40 152H39V155H40ZM180 152H182V153H180ZM8 154H10V155H8ZM175 154H177L178 156L175 157L174 156ZM190 154L192 155V156H190L192 158H195V157H193V155H195V156L197 155V157H196L197 161L193 162L192 159L191 160L186 159L187 163L188 162L190 163V161L192 162L191 164H186L185 160H183L184 158H182V157L185 155H186L185 157H188V155H190ZM257 154L259 157V163H258V166L256 168H254L255 165L254 166L252 165V160H254V159H252V158L255 157ZM46 155H47V153H46ZM42 156H45V155H42ZM190 157H188V158H190ZM10 158L11 159L13 158V160L15 162L14 165H16V166H14V167L16 168L17 172L15 170L14 171H15L16 176L14 175V173L12 174L8 169L7 163L9 164V162H10L11 165L13 163V161L11 163ZM178 158L182 159L181 162L182 163L185 162L184 164H186V165L181 164L180 161L178 162V160H180ZM8 159H10V160L8 161ZM25 159H26V161H25ZM29 159H31L30 162H32V163H30L28 161L31 164L30 166H29V163L27 162V160H29ZM37 161L40 164L39 166L43 167V164L40 162V160H37ZM232 161H236V162H232ZM253 163H255V161ZM10 164H9V168L13 167ZM179 165L180 166L184 165V166H182V168L187 167L186 168L187 172H185L186 171L185 169H183V170L179 169V167H180ZM36 166H37V164H36ZM25 167H26V169H24ZM42 167H38V168H42ZM13 168H11V170ZM41 170H44V168ZM180 170H181V172H180ZM182 171H184L185 174L182 173ZM36 173H34V174H36ZM26 174H28V172H26L25 175ZM29 174H32V173L29 172ZM104 174H107L106 176H109V179L108 178L105 179L106 182L101 181V180H103L102 176H105ZM52 175L54 176V174H52ZM183 175H187V176H184V178H183L182 177ZM8 176L10 178L7 182ZM29 177H30V175H29ZM29 177L25 178V179L22 177L23 180H22V183H20V185H22L23 181L26 179H27L26 181H29ZM32 177L33 176L31 175L30 178H32ZM37 177H35V178H37ZM45 177H47V176H45ZM35 178H34V180H35ZM10 181H12V183L14 184L13 186H11L12 184L10 185ZM58 182H59V184H58ZM24 183L27 184V182H24ZM18 185L16 188H18ZM42 185L44 187H42ZM51 185H52V182L51 183L49 182L50 187H51ZM113 185L114 186L116 185V188L114 189L115 194L113 195L114 192L111 189L113 192L112 193V195H113L112 201H111L112 204L111 203L109 204V201H108L109 198L107 199L108 204L110 206V208H109V206L108 207L106 206V200H105L107 197L106 192L109 191L107 189H110L111 186L113 187ZM19 187H21V186H19ZM22 187L25 188L26 186L24 185ZM11 188H14V189H11ZM52 188H53V186L50 188V190H52ZM98 188H99V190H98ZM37 189L38 188H36V190ZM32 190H34V189H32ZM38 191H41V190H38ZM17 194L19 195V197L17 196ZM42 195H43V193H42ZM228 198H233V201H234L233 206L235 205V208H232V206L230 205L231 201ZM40 199H41V197H39V199L37 197V200H40ZM40 201L43 204L42 199ZM227 201L230 205L229 206L230 209L226 208ZM38 204H40V202H38ZM18 213H20L21 216L27 215L29 217L27 219V222L28 221L29 222L23 223L22 220L25 217L20 218ZM20 220H21V222H20ZM25 220H26V218H25ZM188 223L191 224V226H188L189 229L187 228V225H189ZM224 230H227V231H224ZM187 232H189V233H187ZM202 233H204L203 234L204 237L200 236V234L202 235ZM186 235H187V237H186ZM224 237H227L229 239L230 242H228V245H226L227 241H225L227 238L224 239ZM22 240H24L23 245L21 244V243H23ZM226 246H229L231 248H233L232 246L235 247V250H233L232 252L230 250V252H231L230 256H229V253H226V254H228L227 256H229L228 258L225 254L222 253ZM24 252H26L27 256L23 255V254H25ZM195 255H196V253H195ZM33 258H35V259H33ZM185 259L187 261H185Z\"/></svg>", "mask_w": 264, "mask_h": 264}, {"label": "rangeland", "instance_id": "obj_2", "mask_svg": "<svg viewBox=\"0 0 264 264\" xmlns=\"http://www.w3.org/2000/svg\"><path fill=\"white\" fill-rule=\"evenodd\" d=\"M87 1H88V2H87ZM89 1H93V0H78V1H77L78 3H77V2H74V3H73V5L75 6V7H73V5L70 4V3L68 2V0H64V1L61 2V3H62L61 5H63L64 8H63L60 4H58L55 8H53L52 6H50V5L47 4V5L49 6V8H47L48 6H46V9L48 10L49 13H47V12L44 10V11H45V14H43L44 12H39V11H41V10H39V9H36V10H38V12H36V10L31 6V7H30L31 9H29V7H28L27 10H28V9H29V10H33V11H29L30 13H31V12H33V13L28 14L27 17L24 16L23 19H20V20H19L18 18H17V19L15 18V20L12 19V21L14 22V24H13V22L11 21V22H12L11 25H15V24H17V26L15 25V26L17 27L16 29H18V28L21 27V26H22V27H25L26 29H28V30L25 31L24 28H22V27L20 28L21 31H22V29H23V31H22L23 33L26 32V33H27L26 35H28V36H25V34L22 35L23 37L25 36L24 39L27 38V39L29 40V38H30L31 41H32V39H33V41H36V43H34V45H32L33 42H32L31 44L27 43V44L31 45V47L29 46V48H28V47L26 48L25 45H23V42H24V44H26L25 42H27L28 40L23 41L24 39H23V37L20 35L21 37H20V36H18V37L21 38V39H23V40H22L23 42L20 43V42H19L20 39L16 38V39H18L17 44L19 43L20 45H22V48L29 49V50H27L26 53H28V51L30 52V48H31V51H32V48L35 49V51L33 50L34 53H32V55L30 54L31 52H30L29 54L26 55V53L23 52V51H25V50L23 49L22 53H25V54H22V55L26 56L25 58H24V56H23L24 59H23V58L21 57V55H20V53H21V52H20V49H21V48L19 49V47H20L19 44H18L19 47H18V46L16 47V48H17V49H16L17 51L14 50V52H13V50H12V49H14V48H13V47H10V46H12V45H8V44H7V45H6L7 50H9L8 48L10 47V49H11V53L13 52V55H8V56H12V57H14V55H17V56L19 55L18 57H21V58H18V57H17L18 59H21V60H17V58L15 59V58L10 57L11 59H13V60L15 61V63H12V62H14V61L12 60V62H10V63H11L10 65L7 64V61H8V63H9V61L11 60V59L7 56L8 53H7V54L5 53V52H7V50H6V49L4 50V49L2 48V49L5 51V52L3 51L2 54L5 53L4 56H6V57H4V56L2 57V58H3V62L1 61L2 58H0V62H2L3 65H4V61L6 62L5 66H4L5 70L8 68V70H6V71H9V66L12 65L11 67L13 68L14 72H13L12 69L10 68V69H11V72H10V73L7 72V75H6L7 77H6V78L9 79V78L12 76L11 79H12L13 81H12L11 79H9V80L7 79V81L9 82V84H10V81H12L11 83H13L14 86H13V84H12L11 86H13V87H11V86L8 84V82H6L5 80L3 81L4 78H2V76H4V75H2L1 73L5 72V71H4L3 65H1V63H0V67H2L1 69H3V72H1V70H0V72H1L0 75H2V76H0V78L2 79V80H0V81L3 82V83L5 82L7 85H9V86L6 87V89H8V90L4 89V91H5V95H6V96L3 94L5 97H3L4 99H3L2 101H0V104H2V105H0V109H1V110H0V118H1V115H3V116L5 117V118H3V119L1 118V120L3 121V120L5 119L4 121L6 122V124H5L4 122H2V123H4V124H5L4 126H5V127L7 126V128H8V130H7V129L1 124V122H0L1 126L3 127V128H2V127L0 126V127H1L0 129H4V130H3L4 132H2V133H5V134H2L4 137L0 136V139H1V138L3 139V140H1V142L3 141V143L0 142V143H1V144H0V147H1L0 151L2 150V147H3V150H2V151H4V152L1 151L2 153L0 152V155L5 154V151L7 150V148H8L9 151H6V154H5V155H7V152L11 154V153H13V151H14V153H15V151H16L15 149L18 150V149H21V148H23V147L26 148L27 146L31 147L30 151L33 153V155L31 154V156H32L33 158L31 157L32 160L29 159V160H27V162H28V161L30 162V160H31L32 162L34 161L33 163L30 162V163H32L33 166H31L32 168H30V169H29V167L27 166V167H28V170H26L25 172H24V170L22 171V174H20V175H22V176H20L21 179L19 178V175H18V176L15 175L16 168H15L14 166H16V165H14L15 162H14L13 158H12V159L10 158V159H11V163H12V161H13L12 165L10 164V162H9V164H10L11 166H13L14 168L11 167V168H13V169L11 170V168H9V164H8V163H7V166H8L9 171H10L12 174L14 173V175L16 176V177H15L16 179H13V178H12V181H13L14 183H16V182H17V183H18V182L22 183V180H23V178H24L25 176H26L25 178H28L29 175H30V177H31V175H32L33 177H32V178L29 177V181H26L27 179L24 180L22 185H20V183H19V185H18V184H15V185H14V184L12 183V181H10V185L12 184L11 186L14 185V186H16V187H17V185H18V188H16V187H14V188H15L16 190H17V189L19 190V189L21 188V191H20V192H21V194H24L25 191H28V190H29L28 187L31 186V188H32V186H35L37 183H39V181H40L39 179H42V180L44 181V183H45V181H47L48 177H49L50 179H52L51 181H49L50 183L52 182V185H51V187L53 186L52 190H50L51 187L49 186V182L47 181V182L45 183V184H47V187H46V185H45V189H43V188H40V189H39L40 185H39V187H38V184H37L34 188H32V189H34L35 191L32 190V189H30V192L33 191V192L36 194V195H35V194L31 193L32 195H34V196H32L33 198H31V195H29L30 192H27V193H26L27 195H29L28 197H25V198H24L23 196L26 195V194H24V195L22 196L23 198H21L22 201H24V200L26 201V202H25V201H24V202H25L27 205H28V204L30 205V203H31V202H27L28 199H29V200L31 199L30 201H32V202H36V201L40 202V204H38V202H37V204L35 205V206H36L35 208L37 209V210H36L37 212L40 210L41 212H40V211H39V212L42 213V211H44V209L42 210V208H44V205H45V204H44V199H46V198H44V196H46V195L48 194L47 192H49V191H53V192H54V190H56V189H55V187H56L55 185H56V184L53 185V181H54V182L59 181V180L56 179V177H55V169H52V168H53L52 164H50L49 166L46 165V167H48L49 169H51L48 173H45V172H44L45 174L43 173V175H45V176H47V177H45V176L42 175L43 177H40V178H39V176H40L39 174H40V173L42 174V171H46V170H47V169L44 167L45 164H44V161H43V160L46 159L45 161H50V158L53 159V157L56 159V156H55V155H56V153H57V154L59 153L58 150H57V148L55 147L56 145L53 146V145H54V141H53V139L57 136V132H56L55 127L59 125V123H60L61 120L63 121L64 125L66 124L65 127H67L68 124H70V126H71V125L73 124V121L75 120V119L73 120L72 117H70V120L67 119V116H74V115L71 114V113L73 112V111L71 112L72 109H71V110H67V111H70V113H69V112H68V113H67V112L64 113V111H66L65 108H64V111H63L64 116H63V118L67 115L65 118L68 120V121H65L66 123L64 122L63 119H61V118L58 116L59 113L62 112V109H63L62 104L65 105V103H66V101L64 102V100H61L60 102H59V100H60V98L63 99V96L65 97V96H68V95H71V96H72L71 99H74L75 97H79V95H78V96H75V95H77V94L79 93V92L77 93V91H78L80 88H79V86H78V88L76 87V88H77V91H76V88L72 89V90H75V91H73L74 94H75V95H74L75 97H74V96L70 93V91H71L70 88H72V86H74V85L70 86V88L67 87V85L69 84V81L66 80V81H68V82H67L68 84L66 83L67 85H65V87H66V89L69 88V93H68V91H67V94H68V95H65L66 93H65L64 95H63L62 93L60 94V93H59V90H58V92L54 90V87H53V90H52L53 92L50 90L51 87H46V88H45L46 90H47L48 88H50V89H48L47 91H45L44 94H43V92L41 91L42 93L40 94V93H39V92H40L39 88L45 90V89L43 88V86H44L45 83L42 84V83H43L42 80H40V81L42 82V83H40V84H42L43 86H38V85H40V84L37 85V82H36V81L39 79V74H41V75L43 74V73H39V71H40V70L42 69V67H43V64H42L43 61H40V60H39V59H43V58H40V57H43V56H42L43 53H46V54H47V52H48V54H49L50 57H53L54 54L56 55V54H58V53L61 55V53H63V52H62V49H63L62 46H65V45L67 46V43H68V46H67V47L65 46L66 48H64V49H67V51L63 49L64 51L67 52V54H66V52H65V54L67 55V57H66V55H64V53H63L64 56H63V55H62V56L68 58V57H69V55H68V51H70V54H71L70 56H71V58L73 59V57H74V59H73V61H72V62L74 63V65H73V63L71 62L72 64L70 63L69 66L67 65V66H68V69H66L65 71L63 70V73H62V74H65V72H66V74H65V77H66L67 74L69 75V73L72 72V74H70V75H75L74 72H76V75H75V77H76L77 74L79 73L78 69H77V71H76V68H79V69H80V67H82V66L84 65V66H83V69L81 68L80 71H81V70H85V69H86V70L89 69V71H86V70H85V71H86V74L84 73L85 75H81L80 73H83V71H81V72L79 73L80 75H78L77 77L79 78L80 76H83V77H84V76H88V75H89L88 72L91 71V73H90V75L92 74L91 77L88 76V77H90V78H87V77L84 78V79L87 78V79H88V82L91 81V80H89V79H91L92 76H93V78L96 76L95 73H94V72H96V71H92V70H93L92 68L95 67L94 64H97V62H96L97 60L94 59V58H96L97 56L94 57V55H97L98 53H99V54H98L99 57H100V55H102L100 58L97 57V59L99 58V60H100V59H103L102 57H103V55L105 54V55H106V56L104 55L105 57H110V59H108V60H110V62H111V58H113V59H114L113 62H114L116 65H120V66H123V67L129 62V60L132 61V60L134 59L135 64H137V65H135V66L133 67V65H134V64H133L134 61H133V62L130 61L129 64H131V63L133 64V65H132V68H134V71L137 70V71H136V72H137V75H135L136 73H133V72H132L133 69L131 68V66H130V69H129V65H128V66H125L126 69H128V70H127V74H126V76L128 75V71H130V75L134 74L135 77L137 76V78H134V77H133V78L135 79V81H137V82L135 83V82H133L134 79H133V81H132V79H131L133 85L131 84V86H132V87L130 86L131 88L127 85V86H128V89H126L127 87H125L126 90H125L124 88H122L123 85H121V83H120V86H121L122 89L119 88L120 86L118 87V88L120 89V91H119L120 93H117V94H116L117 99H116V98L113 99V100L116 101V103H115V101H113V100H111V99H110V100H111V101H110V100L108 99L109 102H112L113 104L115 103V106H116L115 108H117V110L119 109L120 111H122V113H121V121H122V127H121L122 129H121V130H122V131L119 132V133H120L119 136H120V135H121V136H120V138H118V139H120V140H119L120 142L117 143V142H116V138H117V136L115 137V134L118 132V131H117V130H118V129H117V128H118V120L115 121V124L113 125L115 128L112 130V132H109V134H110V136H111V133H112V135H114V138H112L111 140L114 139L115 142L117 143V147L120 146V147H118L119 150H120V148L122 147V148H121V151L123 150L124 157H125V166H126L124 176H123L121 170L118 168V169H117L118 172L116 171V174H115L114 178L112 177V182L115 183V182L118 180L117 182H122V183H123V181H125L126 183L124 182L125 186H124L123 191H122V194H123V195L121 194V196H120V198H119V200H118V203H117L118 206L116 205L117 208H116L115 211H114L115 221L113 222V233H112V238H111L110 253H109V256H108V263H107V264H122V262H121V253H120V250H117V249H118V245H119V237H121V234H122V232H121V231H122V229H121V227H122V225H121V218H122V216H126V214H127L128 212H130V210H129V206H130V203L132 202V198H133V196H134L135 185H136V183H137V181H136L137 169H136V168H137V156H138V152H139V151H138V145H139V142L137 141V140H138V128H137V125H140V126H141V121H139V119H140V118H139V111H140V109L138 108V106L141 104V101L143 100V98H144V96L146 95V92H147V90L149 89V86H150V81H151V79H150V75H151V73H150V64H152L151 62H153V63L155 62V63L153 64V66H154L155 64L159 65L160 63L158 64L157 62H159V60H160L162 57H161L160 59H158V60H157L156 57H157V56H160L159 54L162 53L163 48H165V47L168 48L169 44L171 45L172 40H173L174 38H175L174 41L177 39L176 41L178 42V39L180 38V36L182 37L183 35H185L184 30H185L186 28H185V29H184V27L182 28V29H183V32H182V29L178 31V29H180V28L177 29V26H180L181 23L177 25V22H179L180 20H182V19H180V18L177 16V15H179V14L176 15L175 12H172L173 15H170V14H171V12H170V14H168V15H169V17L173 16V19H172V18H165V17L167 16V13H168V12L166 13V12L164 11V8H163V7H162V8L160 7V8H161L160 10H159V7H157V8H158L157 10H159V11L162 10L160 13H162V12H165V13H166V16H165V14H164V18H165V20L169 19V20H167V21H171V22H173V23L169 22V25H168L169 27L167 26V27L165 28V30L168 32V34H169V36H170V37H169V36H167V37H169V39H171V36H172V37H173L174 35H175V36H174V38H172V40H168L167 37H165V35H166L167 33H165V34L163 33V31L166 32L165 30H163V29H162L163 31L161 30L162 33H163L164 35H162V33L160 34L161 31H160V32L158 31V34H157V35H158V36L160 35V36L162 37V39L164 38L163 40H160V41L163 42V41L165 40V38L167 39V40H165V42L162 44V42H159V39H161V38L158 37V38H157L158 42L161 43L162 45H165V44H167V45L164 46L162 49L159 48V46L157 47V45H156V48H159L158 50H161V53H158L156 50H154L155 52H153V56H152V53H150L151 51H150V49H149V45H148V44H149V41H148V38H149V37H148V34H147V33H149V31H150V29H151V26H152L153 24H155V19H156V18L153 17V13H154V11L150 8V6H151L152 4H151L148 0H147V2H149L151 5L147 4L146 0H145L146 3H144V0H141V1H142L141 3H144V4H145V5L140 4L141 6L138 4V3H139L138 0H131V1H130V0H128V1L125 0V1H127L126 3H125V1H122V0H118L119 2H118V1H114V2H112V3H115V5H112L113 8H114V7L116 8V9H114V12H113L114 14L111 13V14H112V15H111V14H109V13H106V14H109V19L107 18V17H108L107 15H105V17H103L102 14H105V13H103V12H97V11H95L94 9H92V12H91V11H90V10H91L90 7H91L92 5L90 4ZM121 1H122V2H121ZM85 2H86L87 4H89V5L84 4ZM116 2H117V3H116ZM132 2H133V4H132ZM137 2H138V3H137ZM75 3H76V4H75ZM118 3H120L119 6L116 5V4H118ZM124 3H125V4H124ZM136 3H137V5H136ZM82 4H83V6H82ZM123 4H124V5H123ZM71 5H72V6H71ZM122 5H123V6H122ZM126 5H127V6H126ZM146 5L149 6V7L147 8ZM65 6H66V7H65ZM76 6H78V7H76ZM80 6H82V9H81ZM86 6H87V7H86ZM116 6H117V7H116ZM143 6H144V7H143ZM50 7H51V8H50ZM68 7H69V8H68ZM72 7H73V8H72ZM83 7H84L85 9H84ZM125 7H126L127 9H126ZM138 7H140V8H138ZM145 7H146V8H145ZM152 7L155 8L154 6H152ZM70 8H71V9H70ZM75 8H79L78 11L81 9V10L79 11V13L82 12L83 10H84V12L87 10V13L83 14V13H84V12H83L82 14H79L78 11H76L77 9H75ZM86 8L89 9V12H88V9H86ZM123 8H124V9H123ZM117 9H118V10H117ZM122 9H123V11H122ZM130 9H132L131 11H135V12H136V11L138 12V10H139V12H141V13L143 12V19L141 20V22H140V24H139L138 32H137V29H135V30H136V33H135L134 36H135V38H136V40H137V43L135 42V41H136L135 38L132 37L133 39H132V38L129 39V37H130V36H129V32H130V31L128 32V29L131 28L130 30H131V31H134V28H133V27H129V28H127V27L125 26V25L130 26V24H131V26H132V23H129V22H128L129 25H128L127 23H124V25L121 24L123 21H125V22L127 21V20L124 19V18H126V17H127L126 19H128V21H129V20H130L131 22L133 21V20H131V19H132L133 16H135V15H134L135 12H130V11H129V12H130V13H129L128 10H130ZM137 9H138V10H137ZM53 10H54L55 12H56L57 10H59V11L62 10V11H61V13L58 12V11H57L56 13H54ZM64 10H65V11H64ZM67 10H69V11L71 10L72 12L70 11V13H69V11H67ZM119 10L122 11L123 13H124V10H125V13H124V14H127V15H124V16L122 17L123 13H121V12L118 13ZM126 10H127V11H126ZM140 10H141V11H140ZM51 11H52L54 14H57V15H58V13L61 14V15H58V17L64 15L63 17H66L67 19H68L69 16L72 14L71 19L69 18L68 21H66L67 19L64 18V19H66V20H65V21H66L65 23H67V24L69 23L68 26H70L71 24H74V27H75L76 24H75L74 22H72V21H75L76 23H77V22L79 23V19H81V21H80L81 24L79 23L80 25L77 24V25H76V28H75V29L73 28L74 31H75V32H74L73 29H70V30L68 29L67 24H66V26H67L66 28L64 27L65 25L63 26V23H64V19H63V21H60V22H58V23H59V24L62 23V26H63L66 30L64 29L65 31L62 30V32H60L59 29H57V28H58V25H57V26H50V25H49L50 23H51V25H52V22H53L54 24H57V22H56L55 20L53 21V18H54L55 16L53 15V13H52ZM63 11H64V12H63ZM73 11H76V14H77V15H76ZM115 11H116V13H115ZM152 11H153V12H152ZM62 12H63V13L68 12L70 15H69L68 13H67V15H66V14H63V15H62ZM40 13H42V14H40ZM46 13H47V14H46ZM51 13H52V14H51ZM88 13H89V15H88ZM90 13H91V14H90ZM96 13H97V16H96V15H92V14H96ZM99 13H100V14L102 13V14H101L102 17H101V15H100ZM131 13H132V14H131ZM207 13H208V12H207L206 10H205V11L202 10V11H200L199 13H198V12H195L194 15H193V14H189V15L180 14V15H183V16H181L182 18L185 16L184 18H185V19H186V18L188 19V17H189V20H190V19H192V20L195 19V20H197L198 22L201 23V21H202L203 19L206 18ZM73 14H74L75 16H74ZM115 14H116V15H115ZM118 14H119V15L121 14V15H120L121 17H118ZM158 14H159V13H158ZM35 15H37V17H36ZM57 15H56V17H57ZM68 15H69V16H68ZM83 15H84V18H82ZM86 15H87V16H86ZM90 15H91V16H90ZM98 15H99V17H98ZM114 15H115V17H112V16H114ZM130 15H132V17H131V18H130V17L128 18V16H130ZM161 15H162V14H161ZM161 15H160V16H161ZM174 15H176L175 17H178L179 19L177 20V18H175ZM180 15H179V16H180ZM202 15H203V16H202ZM38 16H40V17H38ZM48 16H49V17H48ZM50 16H51V17H50ZM67 16H68V17H67ZM73 16H74V17H73ZM76 16L78 17V18H77L78 20H77V19H76V20L74 19ZM94 16H96V17H94ZM33 17H34V18H33ZM56 17H55L54 19H56ZM63 17H62V18H63ZM86 17H87V18H86ZM97 17L100 18V20H98ZM111 17H112V18H111ZM192 17H193V18H192ZM195 17H196L197 19H196ZM24 18H25V19H24ZM50 18H51V19H50ZM60 18H61V17H60ZM72 18H73V19H72ZM93 18H96V19L93 21V20H91V19H93ZM104 18H106V19H104ZM110 18H111L112 20H111ZM114 18H116V21L114 20ZM118 18H122V19H121L122 21L119 19L120 24L117 22V21H118ZM153 18H154V20H153ZM164 18H163V16L159 17V15H158V20H157L158 23L161 22V20L164 21V20H163ZM201 18H203V19H201ZM30 19H31V20H30ZM32 19H35V20H36V19H37V20L39 19V24H38V25H41V26L39 27V28H40L39 30L36 29V28H38V26H36V28H35V26H34V28L32 27V25L35 24L34 20H32ZM101 19H104V20H101ZM107 19H108V20H107ZM133 19H134V18H133ZM159 19H160V20H159ZM198 19H199V20H198ZM23 20H25L26 22L24 21V23H22ZM41 20H44V21L41 22ZM46 20H47V23H48L50 20H52V22L50 21V23H49L48 25H49L50 28H51V27H52V28L57 27L55 32H54L55 29H53V30H46V29H48V28H47L48 25H47V23H46ZM48 20H49V21H48ZM109 20H110V21H109ZM172 20H174V21L177 20V22L175 23V22L172 21ZM183 20H184V19H183ZM16 21H17V22H16ZM29 21H30V22H29ZM91 21H93L92 23H94V24H92ZM95 21H100V22L102 23V25L104 24V22H102V21H105L106 24L103 25V26H105V27H106V26L111 27V26L109 25V23H110V22L113 23V21H115L114 24H115V25L118 24L119 27H121V29L118 28L117 25H116L115 27L112 25V26H113L112 28H113L114 30H112V28H111V30L108 31V28L106 27V28H107V32L105 31L106 34L100 32V31H97L96 34H95L94 30L97 28V26H98L97 24L99 23V22H96V23H95ZM106 21H109V23L107 24ZM184 21H185V20H184ZM187 21H188V20H187ZM190 21H191V20H190ZM9 22H10V21H9ZM15 22H16V23H15ZM19 22H21V24H22L21 26L19 25V24H20ZM28 22H29V24H28L29 26L27 25ZM31 22H32V23H31ZM33 22H34V23H33ZM44 22H45V23H44ZM84 22H85V23H84ZM86 22H87V25H86ZM116 22H117V23H116ZM145 22H146V23H145ZM7 23H8V22H7ZM7 23H6V24H7ZM65 23H64V24H65ZM82 23H83V24H82ZM89 23L92 24L93 26H89V25H90ZM111 23H110V24H111ZM151 23H152V24H151ZM6 24H3V23H2L0 26H3V28H6ZM9 24H10V23H9ZM54 24H53V25H54ZM84 24H85V25H84ZM156 24H157V23H156ZM171 24H173L174 27H172ZM4 25H5V26H4ZM35 25H36V24H35ZM45 25H47V26H45ZM82 25H84V26H82ZM96 25H97V26H96ZM99 25H100V26H99L98 29H101V30H105V29H106L105 27H102L101 24H99ZM121 25H122V26H121ZM170 25H171V26H170ZM175 25H177L176 28H175ZM181 25H182V24H181ZM18 26H19V27H18ZM60 26H61V25H59V27H60ZM62 26H61V27H62ZM123 26H125L124 28H127V32H128V34H126L127 32L124 33V32H125L124 30H126V29L123 30V28H122ZM144 26H145V27H144ZM153 26H156V25H153ZM31 27H32L33 29H35V30L33 31V33H32V28H31ZM42 27H43L44 29H43ZM45 27H46V29H45ZM61 27H60V29H63V28H61ZM85 27H86V28H85ZM88 27H92L91 30H93V29H94V30L90 32V31H89L90 28H88ZM93 27H95V28H93ZM100 27H102V28H100ZM116 27H117V28H116ZM180 27H181V26H180ZM250 27H251V22H250V25H249V31H248L249 33H253V32L258 31L257 28H255V29H251ZM1 28H2V27H1ZM12 28H15V27L11 26V29H12ZM30 28H31V30H30ZM50 28H49V29H50ZM80 28H81V29H82V28H85V29H82V32H81V29H80ZM103 28H104V29H103ZM167 28H172V29L174 28V29H173V30H172V29H169L170 31H168ZM188 28H189V27H187V30L189 31ZM76 29H78L80 32H78V30L76 31ZM109 29H110V28H109ZM115 29H116V30H115ZM132 29H133V30H132ZM159 29H160V28H159ZM202 29L204 30L205 28H202ZM202 29H199V30L203 31ZM207 29H208V28L206 27L205 30H206V32L208 31V32H207L208 35H209V33L212 34L211 31H210V30H211L210 27H209L210 30H209V29L207 30ZM3 30H4V29H3ZM12 30H13V29H12ZM12 30H11V31H12ZM41 30H42L43 32H44V30H45V32H44V34H43V39H44V40H46L45 38H46L47 36H46V37H44V36H45V34H47V33H49V34H50L49 36H51V37L48 36V37H49V38L47 37L48 41H42V40H41V43H38V44H37V42H38L37 39H38V38L42 39V38H41V37H42V32H40ZM57 30H58V32H59L60 34H64V35H65V36L63 37L65 40H64L62 37H61L62 39H60V37H59V38L56 37L57 34L55 35L54 33H56ZM67 30H69V31H68L67 33H65ZM83 30H86L87 33H86L85 31H83ZM87 30H88V31H87ZM96 30H97V29H96ZM96 30H95V31H96ZM146 30H147V31H146ZM171 30L174 31V33L171 32ZM176 30H177V32H175ZM187 30H185V31H187ZM192 30H193V29H192ZM199 30H198V32H199ZM250 30H251V31H250ZM253 30H255V31H253ZM21 31H18V32L21 33ZM50 31H51V32H54V33H53L54 36H53L52 33H50ZM63 31H64V32H63ZM70 31H71V32H70ZM72 31H73L74 33H73ZM180 31H181V32H180ZM190 31H191V29H190ZM195 31H197V30H194V32H195ZM209 31H210V32H209ZM18 32H16V33H18ZM34 32H35V33H34ZM36 32H37V33H36ZM39 32H40V33H39ZM84 32H85V35H86V36L83 34ZM88 32L90 33V35H91V33L93 32V33H92L93 35H91L92 37H90V36L87 37V36L89 35ZM103 32H104V31H103ZM109 32H110V34H111L110 36H109ZM122 32H123V33H122ZM178 32L181 34L179 37L176 36L177 34H175V33H178ZM191 32L193 33V31H191ZM198 32H195V33H198ZM212 32H213V30H212ZM2 33H3L2 35H4V36L6 35V36H5L6 39L4 40V41H5L4 43H8L9 40H10L9 44H10V43H11V44H14V42L12 43V41H13V40H11L12 38H10V36H12L11 34L9 35V38H10V39H9V38H7V36H8L7 34H4V32H2ZM19 33H18V34H19ZM23 33H22V34H23ZM29 33H30V35H29ZM68 33H69V34H68ZM76 33L78 34V36H77ZM80 33L83 34V35L81 34V37H80ZM113 33H114V34H113ZM118 33H119V34H118ZM120 33H121V34H120ZM179 33H178V34H179ZM182 33H184V34L182 35ZM188 33H189V32H188ZM192 33H191V34H192ZM195 33L192 34V35H194V37H195ZM199 33H200V32H199ZM199 33H198V34H199ZM202 33L205 34V32H201L200 34H202ZM207 33H206L205 35H207ZM8 34H9V33H8ZM34 34H35L36 36H35ZM37 34H38V35H37ZM40 34H41V35H40ZM71 34H72V36H71ZM74 34H75L77 37H74ZM94 34L96 35V38H97V36H99L98 39L101 38V36H102V37H103V41H104V39H106V38H108V40L110 39V42H109L108 40H106V41H104V43L102 44V47H104L105 49L102 48L101 45L99 46V49H98V50H100V51H97V49H94V48H97V46H93V45H96V43H98V45H99V43H100L99 41L102 40V38L99 39V40H97V39H93ZM123 34L128 35V39L125 37L126 35H123ZM171 34H174V35H171ZM200 34H199V35H200ZM204 34H203L202 36H200V37L202 38V37L204 36ZM213 34H214V32H213ZM213 34H212V35H213ZM2 35H1V36H2ZM31 35H32V36H31ZM47 35H48V34H47ZM68 35H69V36H68ZM118 35H119V36H118ZM130 35L132 36L133 33H132V34L130 33ZM186 35H187V34H186ZM189 35H190V34H189ZM189 35H188V37H189ZM192 35H190L189 38H188L187 36H183V37H184V39H186V40H187V39H188V40H190V39L192 40V39H193V41L190 42V44H191V43L194 42V37L191 38ZM212 35H209V37H211ZM214 35H215V34H214ZM214 35H213V36H214ZM4 36H3V37H4ZM38 36H39V37H38ZM58 36H59V34H58ZM66 36H67V37H66ZM70 36L73 37V38H71ZM82 36H83V37H82ZM12 37H13V36H12ZM16 37H17V36H16ZM55 37H56L57 40L59 39V40L56 41V42L54 41V40H56ZM68 37H69V38H68ZM79 37H80L81 39H80ZM120 37H121V38H120ZM183 37H182V38H183ZM185 37H186V38H185ZM197 37H198V36H197ZM209 37H207L209 41H210V40H211V41L214 40V39L212 40V37H211V39H209ZM13 38H14V37H13ZM50 38H51L52 40H51ZM75 38H76L77 40H78V39H79V40L77 41ZM83 38H84V39H83ZM89 38H92V39H89ZM94 38H95V36H94ZM112 38H113V39H112ZM195 38H196V37H195ZM201 38L199 39V41H200V40H201V41L203 40L202 43H204V41L206 42V36H204L205 39H204V38L201 39ZM213 38H216V37H213ZM3 39H4V38H3ZM3 39H2V37H1V40H0V41H2ZM8 39H9V40H8ZM34 39H35V40H34ZM53 39H54V40H53ZM66 39H68L69 41H68V40L66 41ZM71 39H72V40H71ZM74 39H75V41H74ZM88 39H89V40H88ZM118 39H119V40H118ZM126 39H127L128 41H127ZM38 40H39V39H38ZM60 40H61V41L64 40V41H62V42H63V43H66V44L63 45V44L61 43ZM114 40H115V41H114ZM132 40H135V41L133 42ZM180 40H181V39H180ZM188 40L186 41L187 44H189V43H188V42H189ZM196 40H198V38H196ZM196 40H195V41H196ZM50 41L54 42L55 44L58 43V44L55 45V46H57L58 48H59V47L61 46V44H62L61 48H59V49H61V50L58 49L57 52H56L55 49H57V47H56V48L53 47V48H54V50L52 49L53 51H52L51 49H49V48H52L51 45H52L53 43L51 42L52 44L49 43V44H48V45H49V48H47V49L51 50L53 53H49V51L46 49V50H44V52H42V54H38V55H41V56H38V55H37V52H36V51H38V48L41 47V50H42V46H43V44L46 43V45H47V42H50ZM59 41H60V42H59ZM71 41H72V44H73L72 46H71V44H70ZM84 41H85V42H84ZM89 41H90V42H89ZM103 41H101V42H103ZM121 41H122V43H121ZM126 41H127L128 43H127ZM130 41H132L133 45H136V47H137V48H136V52H135V48H134L135 46L133 47L134 52L132 51V48H131V47H130L131 49L128 47L129 51H128V49H127V51H126V48H127V47L125 48V46H126L127 44H128L129 46H131V45H130V44H131ZM166 41H168V42L166 43ZM169 41H171V42H169ZM211 41H210V44H211ZM215 41H216V40H215ZM215 41H214V42H215ZM217 41H218V40H217ZM217 41H216V42H217ZM28 42H30V41H28ZM106 42H108V43L106 44ZM114 42H116V43H114ZM180 42H181V44H180L179 42H178L179 44H177L176 42L172 43V46L174 47V49L172 48V46H169L170 49L168 48V49H164L165 51L163 50V53H166V56H165V57H167V58H168L169 56H171V55H172L171 57H173V55L176 54V53H178V52H179L178 54H179L180 57H181V60L179 59L180 61L176 59V61H177L179 64H176V62L173 63V64H175L174 66L178 65V66H176V68H177V67H180V68H177V69H179L178 72H177V69H175V70L173 69L174 72H175V71L177 72L176 75L180 76L179 79L176 80V78H178V77H177L176 75H174V76L172 75L173 71L171 72V74L169 73L170 71H167L166 74L169 73V76H170V77H167L166 75H163V74H162V76H166V77H165L166 79L168 78V79H167L168 81H166L167 84L170 83V80H171V81H174V82H173L174 85H171V83L169 84V86H170V87H169L170 95H171V94L173 95V97L171 96V98H173V99L171 100V98H170L171 101H175V100H179V99H180L179 101L181 102V104H182V105H186V106H188V108H189L190 106H192L193 101H192V103H191V102L188 103V99H187L188 96L186 97V95H189V101H190V95H191V94H195V96L191 95V96H193V97H191V98H192L191 100H193V98H194V101H195V99L197 100L198 98H200V99H204V101H202V102H201L200 99H198L197 101H195L196 104H195V102H194L193 105H194L195 109H196L197 111H199L198 109L201 110V109H205V108H207L206 110H203V111H202V112L204 113V115H202V112L200 111L201 114H200V115L198 114V117L206 116V115H205L206 113H208V112H211V113H212V111L215 109V107L217 106L216 101L219 100L218 97H217V95H218L219 93L221 94V92H220L221 90H222V92L227 91V90H224L223 88H227V86L225 87L226 83H227V84H231V83H228L227 81H229V79L233 76V78H235V77H236V78H235V81H234V79L232 80V78H231V80H230L231 82H233L232 84H234V85H232V89H231V92H232V96H231V97H233L234 101L238 102V103H237V106H238V108H239L240 110H244V108L247 109V108H248V107L246 106L247 103H248L249 107H250V105L252 106V101H253V100H251V102H250L249 100L245 101V98H247V95H249V93H248L247 91H248L249 89H251V88L254 89V87H255V83H256L255 81H256V80L254 79V81H252V80H246V79H243V78H242V73H244L243 70H245V69H246V70H247V69L255 70V69L258 67L257 65L260 66V64H259V60H260V56H259V55L261 54L260 49H259V50H258V49H255V50L258 51V53L255 51V53L257 54V55H256V54L253 52V53H254V54L252 53V54H253V57H251L252 54H251V53H250L251 55L249 54V50H250V52L253 51V50H251V49H249V50H248V49H229V50H228V49H222L223 47H219V48H220V49H219L218 47H217V48L215 47V44H216V45L218 44V43H216V42H215V44L213 43L214 45H213V44H211V45L209 44L208 47H209L210 49L207 48V50L205 49V47H206V45H207L208 43H207V44L205 43L206 45H205V44L203 45V44L201 43V44L203 45V46L201 45L202 47L205 46L204 49H203L202 47L199 46V45H200L199 42H198L199 45H198V43H197V45H198L200 48H199V49H195V48H196V47H195V48L192 49L193 44L187 47V46H186L187 44H186V42L184 41V42H185V45H184V46H186V48H185L186 50H185L184 47H182V45H183V43H182V42H183V39H182V41H180ZM207 42H208V41H207ZM234 42H235V41H234ZM236 42H237V38H236ZM84 43H85V44H84ZM113 43H114L115 45H114ZM125 43H126V44H125ZM134 43H135V44H134ZM175 43H176V44H175ZM86 44H87V45H86ZM111 44H112V45H111ZM118 44H119V45L121 44V46H119ZM124 44H125V45H124ZM137 44H138V45H137ZM161 44H158V45H161ZM46 45H45V46H46ZM48 45H47V47H48ZM69 45H70L72 48H71ZM88 45H89V46H88ZM104 45H107V46H104ZM122 45H123L124 47H123ZM162 45H161V46H162ZM176 45H177V46H176ZM179 45H180L181 48L179 47ZM197 45H196V46H197ZM23 46H24V47H23ZM53 46H54V45H53ZM79 46H80V47H79ZM87 46L89 47V49H88ZM110 46H111V47H110ZM112 46H113V47H112ZM213 46H214V47H213ZM68 47H69V49H68ZM85 47H86L87 49H86ZM93 47H94V48H93ZM117 47H118V48H117ZM119 47H120V48L122 47L124 50L122 51V48L120 49ZM176 47H179V48L176 49ZM70 48H71L73 51H71ZM74 48H75V49H74ZM78 48H79V49H78ZM100 48H101V49H100ZM110 48H111V49H110ZM114 48H115V50H114ZM116 48H117V49H116ZM36 49H37V50H36ZM39 49H40V48H39ZM43 49H44V48H43ZM76 49H77L78 51H77ZM102 49H103V50H102ZM108 49L111 50V51H113L115 54H116V53H117V54H118V53H119V54L121 53V54H123V55L125 54V55L123 56V57H125V59H123V58L121 59L120 57H122V56L119 55V54H118V55L116 54L117 56H119V57H118L119 60L116 61L117 56L115 55V58H114V56H113L114 54L112 53V54H113V55H112V54H111V51L109 52ZM119 49H120V50H119ZM183 49H184V51H183ZM130 50H131V51H130ZM167 50H168V51H167ZM177 50H178V51H177ZM215 50H216V51H215ZM227 50H228V51H227ZM15 51H16L17 53H19V54H17ZM39 51H40V50H39ZM46 51H47V52H46ZM84 51H85V53H84ZM104 51H105V52L108 51L109 53L107 52V54H106ZM116 51H117V52H116ZM124 51H125V52H124ZM187 51H188V52H187ZM211 51H212L213 54L211 53ZM219 51H220V52H219ZM9 52H10V51H9ZM94 52H95V53H94ZM127 52H128V54H127ZM131 52H132V53H131ZM156 52L158 53V55L156 54L157 56L154 57V56H155L154 54H155ZM180 52H181L182 54H181ZM225 52H226V53H225ZM11 53H9V54H11ZM15 53H16V54H15ZM72 53H73V54H72ZM78 53H79V54H78ZM130 53H131V54H130ZM133 53H135V54L137 53V54H136L137 56H136V55H135L136 57H135V56H132ZM189 53H191V54H189ZM193 53H194V54H193ZM197 53H198V54H199V53H200V54L202 53V54H201V55H200V54L198 55ZM220 53H221V54H220ZM33 54H36L37 57H39V59H37V57L34 55V56L36 57L35 60H34V58H33ZM46 54H45V56H46ZM48 54H47V55H48ZM59 54L56 55V56L58 57V59H59V57H60ZM89 54H90V56L92 55V56H91V59H90ZM167 54H169V56H168ZM178 54L174 55V57H176ZM196 54H197V55H196ZM217 54H218V55H217ZM224 54H226L228 57L231 56L232 58H233L234 56H237V57H234L235 59H232V58L230 57V59L233 61V62H232V61H230L229 58L227 59V56L224 55ZM28 55H29V58H30V56H32V59H33L34 62H32V60H30V59L27 58ZM55 55H54V56H55ZM79 55L81 56V58H80ZM108 55H109V56H108ZM110 55H111V56H110ZM130 55H131V56H130ZM179 55H178V56H179ZM185 55H186V56H185ZM195 55H196V56H195ZM204 55H205V56H204ZM249 55H250V56H249ZM1 56H2V55H1ZM62 56L60 57V59L62 58ZM78 56H79V57H78ZM84 56H85V57H84ZM129 56H130L131 58H133V59H130ZM162 56H164V54H163ZM182 56H183V57H182ZM189 56H190V57H189ZM191 56H192V57H191ZM213 56H214V57H213ZM218 56H219V57H218ZM247 56H249V57L247 58ZM254 56H255V57H254ZM258 56H259V57H258ZM46 57H48V56H46ZM93 57H94V58H93ZM105 57H104V59H105ZM127 57H128V59H127ZM151 57H152V58H151ZM171 57H169V58H171ZM174 57H173V58H174ZM186 57H187V58H186ZM193 57H195V58H193ZM202 57H204V58H202ZM216 57H217V58H216ZM222 57H223V58L226 57V59L229 60V63L231 64V66H230V64L225 60V63L227 62L226 65L228 64V65H227L228 67H227V66H226V68L223 67V68H225V70H224L225 72H223V71L221 70V68L219 67V66H221V64H222V63H220L221 59H222V61H223V65H224V59H223ZM7 58H9L10 60H8ZM48 58H49V57H48ZM71 58L69 57V60H72ZM75 58H77V59H75ZM78 58H79L80 61H78ZM135 58H136V60H135ZM149 58H151V59H149ZM153 58H154V61H151ZM173 58H172V59H173ZM178 58H179V57H178ZM183 58H184V59H183ZM196 58H197V59H196ZM201 58H202V59H201ZM236 58H237V59H236ZM249 58H250V59H251V58H254V60H253V59L250 60ZM6 59H7V61H6ZM53 59H54V57H53ZM58 59L56 60V57H55V59H54L55 62H53L51 59H49V60L56 64V62L60 60V59H59V60H58ZM63 59H64V58H63ZM63 59H61V60H63ZM86 59H87V61H86ZM89 59L92 60V61H91L92 63H90V65H88L89 62H90ZM93 59H94V60H93ZM106 59H107V58H106ZM182 59H183V60H182ZM193 59H194V60H193ZM215 59H216V60H215ZM242 59H243V60L245 59V60H244L245 63H244V62H241ZM16 60H17L18 62H17ZM27 60H28V61L30 60L32 64L30 63V61H29V64H28ZM67 60H68V59H67ZM67 60L65 59L64 61L67 62ZM69 60H68V61H69ZM95 60H96V61H95ZM99 60H98V64H97L96 66H99V65H100V67H96V68H98L97 70H99V68L102 69L103 66H104V68H106L107 65H105V64H106V63H105V60H100V63L103 61L104 64L101 63L103 66H101V64L99 63ZM108 60H106V61H107L108 65H109V67H111L114 63L111 62L112 65L110 66ZM120 60H121V64L119 63ZM123 60H124V62L127 61V62H125V65L122 63ZM155 60H157V61H155ZM162 60H163V59H161L160 61H162ZM167 60H169V59H167ZM188 60H190V61H188ZM199 60H203V61L205 60L206 62H205V61H204V62H203V61L200 62ZM209 60H210V61H209ZM240 60H241V61H240ZM249 60H250V62H249ZM255 60H256V61H255ZM24 61H25V62H24ZM36 61H37V62H36ZM38 61H39V63L42 62L41 64H39V66H38ZM64 61H62V62L64 63ZM77 61H78V62H77ZM94 61H95V63L93 64ZM115 61H116V62H115ZM136 61H138V63H137ZM169 61H170V60H169ZM169 61H168V62H169ZM173 61H175V60H173ZM173 61H172V62H173ZM181 61H182V62H181ZM191 61H192V62H191ZM222 61H221V62H222ZM251 61L255 62L256 64H257V61H258V64L255 65V63L253 64V62L251 63ZM26 62H27V64H26ZM69 62H70V61H69ZM69 62H67V63H69ZM81 62H82V63H81ZM85 62H86V63L88 62V63H87V68H88V69L86 68ZM164 62H166V63L168 64V62H167V61H164V60H163V63L161 62V64H166V63H164ZM170 62H171V61H170ZM170 62H169V64H170V66L172 67L173 64L171 65ZM208 62H209V63H208ZM214 62H215V63H218L217 67H216V64H215ZM231 62H232V63H231ZM234 62L236 63V66H232V64L235 65ZM24 63H25V64H24ZM57 63H58V62H57ZM67 63H66V64H67ZM197 63H198V64H197ZM202 63H203V64L205 63V64H207L208 66L204 69V68H202V67H205L206 65H203ZM210 63H211V64H210ZM213 63H214L215 65H213ZM240 63H241V64H240ZM247 63H248V64H247ZM33 64L36 65V68H35L36 70L34 69V70L36 71V73H34V74H35V75L37 74V75H36V78H38V79L35 78L36 81H35V79H33V78H34V76H33L34 74H33V72H32V71H33ZM78 64H79V67L77 66ZM82 64H83V65H82ZM167 64H166V65H167ZM191 64H193L194 68H193V66H192ZM196 64H197V65H196ZM251 64H253V65H251ZM70 65H72V66H71L72 68L76 65V66H75L76 68L73 69L74 72L71 70L72 68L70 67ZM166 65H165V66H166ZM212 65H213V66H212ZM223 65H222V66H223ZM244 65H246V66H244ZM31 66H32V67H31ZM67 66H66V67H67ZM88 66H89V67H88ZM90 66H91L92 68H91ZM136 66H137V69L135 68ZM162 66H164V65H162ZM165 66L162 67V68H161L162 70H160V71H163V68H165L164 72H166V69H167V68H169V69H167V70H170V69L172 70V68L174 67V66H173L172 68H170L169 65H167L168 67H165ZM214 66H215V67H214ZM222 66H221V67H222ZM224 66H225V65H224ZM243 66H244V68H243ZM34 67H35V66H34ZM63 67L65 68V64H64ZM107 67H108V66H107ZM157 67H158V66H156V68H157ZM159 67H161V65H159ZM159 67H158V70L160 69ZM218 67H219V68H218ZM229 67H230V68H229ZM231 67H232V68H233V67H234V68L236 67V69H234V72L232 71L233 69H231ZM253 67H256V68L253 69ZM38 68H39L40 70H39ZM64 68L61 67V70H60V71L62 72V69H64ZM153 68H154V67H153ZM201 68H202V69H201ZM207 68H208V69H207ZM217 68H218V69H217ZM227 68H228V70L231 69V70H229V73L232 72V73L230 74V76H231V75H232V76H231V77L229 76V77H230V78H229L228 75H227L226 77H228V78L222 79V78H224L223 75L228 73V72L226 71ZM27 69H28V70H27ZM31 69H32V70H31ZM135 69H136V70H135ZM15 70H16V71H15ZM69 70H71V71H69ZM102 70H103V69H102ZM213 70H215V71L213 72ZM218 70H219V71H222V74H221V75L218 74V73H219ZM21 71H22V72H21ZM35 71H34V72H35ZM60 71H59V73H61ZM207 71H209V72H207ZM210 71H212V72H210ZM217 71H218V72H217ZM230 71H231V72H230ZM68 72H69V73H68ZM77 72H78V73H77ZM100 72H101V71H100ZM100 72L98 71V75H99ZM131 72H132V73H131ZM164 72H163V73H164ZM176 72H175V73H176ZM216 72H217V73H216ZM8 73L10 74L9 77H8ZM93 73H94V75H93ZM212 73H213V74H212ZM229 73H228V74H229ZM3 74H4V73H3ZM28 74H29V75H28ZM32 74H33V75H32ZM180 74H181V75H180ZM186 74H187V75H186ZM234 74H235V76H234ZM30 75H31V76H30ZM41 75H40V76H41ZM43 75H44V74H43ZM43 75H42L41 77H43ZM68 75H67V76H68ZM70 75H69V78L72 77V76H70ZM100 75H101V73H100ZM114 75H115V74H114ZM114 75H113V76H114ZM171 75H172V76H171ZM183 75H184V77H182ZM207 75H208V76H214V75H215V77H219L218 75H220L219 78H221V79L217 78V82H218V83L216 84V82H215V84H216L215 86L218 87L219 89L221 88L220 90H219L218 88H216V90H214V88H213V87L211 88L210 86H209V88H207V86H205L204 83H202V84H203L205 87H202V88H201V85H200L201 83L199 82V79H202V77H203V79H204L205 77L208 78ZM236 75H237V76H236ZM32 76H33V77H32ZM37 76H38V77H37ZM116 76H117V75H116ZM190 76H191V77H190ZM198 76H199V77H198ZM221 76H223V77H221ZM44 77H45V75H44ZM44 77H43V78H44ZM73 77H74V76H73ZM73 77H72V78H73ZM75 77H74V79H75ZM77 77H76V78H77ZM96 77H97V76H96ZM99 77H100V76H99ZM114 77H115V76H114ZM114 77H113V78H114ZM171 77H173V78L175 77L174 80H172ZM181 77L183 78V79H182V82H183L184 84H183L182 82L180 83V81H181L180 78H181ZM193 77H194V78H193ZM238 77H239V78H238ZM69 78L67 77V79H69ZM72 78H70V79L72 80ZM80 78H81V79H79V80L83 81V83L85 84L86 82H84V79H83L82 77H80ZM115 78L118 79L119 77L117 76V77H115ZM128 78H129V75H128ZM130 78H132V76H130ZM169 78H171V79L169 80ZM184 78H185V79H184ZM241 78H242V79H241ZM29 79H30V80H34V82H33L31 85H29V84L31 83V81H30ZM41 79H42V78H41ZM74 79H73V80H74ZM94 79H97V78H94ZM94 79H93V80H94ZM162 79H164V78L162 77ZM14 80H15V81H14ZM75 80H76V79H75ZM77 80H78V79H77ZM111 80H112V78H111ZM126 80H127V77H126L125 81H126ZM129 80H130V79H128L127 82H128ZM183 80H184L185 82H184ZM186 80H187V81H186ZM190 80H191V82H190ZM226 80H227V81H226ZM38 81H39V80H38ZM66 81H65V82H66ZM86 81H87V80H86ZM112 81H113L115 84H117V83H116L117 80H112ZM115 81H116V82H115ZM131 81H130V83H131ZM177 81H178V82H177ZM194 81H196V82H194ZM206 81L208 82L209 80L207 79ZM220 81H221V82H220ZM230 81H229V82H230ZM14 82H15V83L17 82V83L15 84ZM44 82H45V80H44ZM79 82H80V81H78L77 84H78ZM120 82H121V81H120ZM163 82H165V79H164ZM166 82H165V83H166ZM168 82H169V83H168ZM187 82H190V83H187ZM197 82H198L199 85L196 84ZM249 82H251V83H249ZM27 83H28L29 86L27 85ZM38 83H39V82H38ZM70 83H74V84H75V82H72V81H71ZM122 83L124 84V82H122ZM130 83H128V84L130 85ZM173 83H172V84H173ZM191 83H194V84H191ZM219 83H221V84H219ZM238 83H239L240 85H239ZM252 83H253V85L251 86ZM17 84H18V85H17ZM24 84H25V85H24ZM34 84H35V85H34ZM77 84H76V85H77ZM81 84H82V82H81ZM186 84H187V86H186ZM188 84H189L190 87H188ZM19 85H21V86L18 87ZM26 85H27V86H26ZM70 85H71V84H70ZM78 85H80V83H79ZM82 85H83V84H82ZM124 85H125V84H124ZM194 85H198L199 87L197 86L198 88H196V86H194ZM237 85H238V86H237ZM242 85H243V86H242ZM22 86H23L24 88H23ZM125 86H126V85H125ZM10 87H11V88H10ZM16 87H18V89H16ZM31 87H32V88H31ZM34 87H35V88H34ZM44 87H45V86H44ZM74 87H75V86H74ZM234 87H235V88H234ZM14 88L16 89L17 93H15L16 91H14ZM36 88H38V89H36ZM129 88H130V89H129ZM203 88H205V89H203ZM20 89H21V91H22L23 89H25V90L27 91V93L24 95V91H25V90H23L21 93H18V91L20 92ZM33 89H34V90H33ZM131 89H132V90H131ZM180 89H181V90H180ZM187 89H189V91L191 90L192 93H191V94L186 93ZM247 89H248V90H247ZM10 90L12 91L13 94L10 93V92H11ZM30 90H32V91H30ZM38 90H39V92H38ZM67 90H68V89H67ZM173 90H174V91H173ZM197 90L199 91L198 93H197ZM207 90L210 92V94H211V91H212V92L217 91V94H216V92H215V95L212 96L213 94H211V96H212V97H211L210 94H209V92H208ZM223 90H224V91H223ZM238 90H239V91H238ZM35 91H36V92H35ZM49 91H50L51 93H50ZM54 91H55V92H54ZM125 91H126V92H125ZM175 91H177L178 93L175 92ZM193 91H194L195 93H193ZM32 92H33V93H32ZM46 92H47V94H48V93H50V94L55 93V94H52V96H53L54 100L57 101V99H58L57 102H58L59 104L56 103V101H54L53 99H51L52 97L50 98L52 101H51L50 99H48L49 97H48V98H44L43 95H45V97L49 96V95L46 94ZM56 92L59 93V94L56 95ZM65 92H66V90H65ZM73 92H72V93H73ZM75 92H76L77 94H76ZM187 92H188V91H187ZM204 92H205V93H204ZM206 92H207V93H206ZM236 92H237V93H236ZM241 92H242V93H241ZM28 93H29V95H28ZM38 93H39V94H38ZM182 93H183V95L181 96ZM234 93H236V94H234ZM7 94H9V95L7 96ZM15 94H17V97H16V98H18V99L20 100V101H19V105L22 106V110L24 111V113H23L22 111H20L21 108H19V109H20V110H19V109L16 107V106H18V104H16V103H18V101H16V100H18V99H13V96H14ZM22 94H23V95H22ZM42 94H43V95H42ZM133 94H134V95H133ZM241 94H242V96H243V95H244V96H243V97L240 96ZM10 95H11V96H10ZM30 95L33 96L32 98H33L35 101H36L38 98L40 99V100L38 99L37 102H35V103L38 104V105L40 104V105H41L40 107H39L38 105H35L33 101L31 102V100H33V99L30 97ZM36 95H37V96H36ZM38 95H40V97H39ZM54 95H56V96H54ZM61 95H63V96H61ZM124 95H125V96H124ZM131 95H132V96H131ZM170 95H169V97H170ZM175 95H176V96H175ZM178 95H179V96H178ZM205 95H206V96L209 95V97H206ZM237 95H238V97H237ZM15 96H16V95H15ZM15 96H14V98H15ZM41 96H43V97H42L43 99H41ZM50 96H51V95H50ZM57 96H58V97H57ZM59 96H61V97L59 98ZM177 96H178V97H177ZM201 96H202V97H201ZM7 97H8V98H7ZM73 97H74V98H73ZM183 97H184V98H183ZM204 97H205V98H204ZM213 97H214V98H213ZM216 97H217V98H216ZM236 97H237V98H236ZM24 98H25V99H24ZM127 98H128V99H127ZM215 98H216V99H215ZM5 99H6V100L8 99L7 102H6ZM9 99H11V100H9ZM23 99H24L26 102H28V103H26ZM44 99H45V100H44ZM47 99H48V100H47ZM207 99H209V100H207ZM236 99H237V100H236ZM242 99H244V100H242ZM247 99H248V98H247ZM4 100H5V101H4ZM12 100H13V102L16 101V103H15V102L12 103ZM42 100H44L43 102H45V101H46V102H45V103H38V102H41ZM184 100H185V101H184ZM47 101H48V103H49V102L53 103V105H54L55 103L58 104V106H59L58 108L62 107V108H60V112L58 113V109H57V107L55 108L56 104H55L54 106H53L52 104L49 105L50 103L47 104ZM179 101H178V102H179ZM182 101H184V102H183L184 104L182 103ZM209 101H210V102H209ZM214 101H215V103H214ZM239 101H240V102H239ZM9 102H10V103H9ZM29 102H30V104H29ZM61 102H63V103H61ZM70 102H71L72 104L74 103L73 100H71ZM125 102H126V103H125ZM185 102H186V104H185ZM204 102H205V103H204ZM206 102H207V103H206ZM241 102H242V104H241ZM11 103H12V104H11ZM23 103H24V106H23ZM25 103H26V104H25ZM60 103H61V105H60ZM197 103H198V105H197ZM212 103H213V104H212ZM245 103H246V104H245ZM13 104H15L16 106L13 105ZM27 104H29V105H27ZM45 104L48 105V106H50V107L53 106L54 108H53V107H51V108L49 107V108H47V110H46L45 108H46L47 106L44 107ZM72 104H71V105H72ZM119 104H121V105H119ZM187 104H189V105L191 104V105L189 106V105H187ZM199 104H204V106L206 105V107H204V106H203V107H199V106H200ZM208 104L211 105V107L215 105L214 107H212V108H214L212 111H211L212 108L210 109V106H209ZM244 104H245V105H244ZM196 105H197V108L199 107L198 109L196 108ZM243 105H244L245 107H244ZM5 106H6V107H5ZM13 106H14L15 108H17L19 111H17L15 108L13 109V108H12ZM20 106H19V107H20ZM27 106L29 107L28 109H27ZM37 106H38V107H37ZM118 106H119V107H118ZM201 106H202V105H201ZM4 107H5V108H4ZM23 107H25L27 110L24 109ZM31 107H33V108H31ZM35 107H36V108H39L38 110H40V108H41V110L43 109V110H42L43 113H42V112H39L37 109H36V111L33 110ZM52 108H53V110L55 109V111H56L58 114L55 113V112H53ZM184 108H185V107H184ZM184 108H183V109H184ZM186 108H187V107H186ZM191 108H192V107H191ZM191 108H190V110H191ZM208 108H209V109H208ZM5 109H8V110H5ZM44 109H45V110H44ZM49 109H51V110H49ZM176 109H178V108H176ZM9 110H11V112L14 113V114H12ZM13 110H15V111H13ZM41 110H40V111H41ZM119 110H118V111H119ZM185 110H186V109H185ZM185 110H181L182 114H185L186 111H187V112L189 111V109L186 110V111H185ZM196 110H195V111H196ZM208 110H209V111H208ZM5 111H6V112H5ZM16 111H17V112H16ZM28 111H29V112H28ZM30 111H34V112H33V113H30ZM51 111H52L53 113L57 114V116L60 118V120L56 118L57 116H56L55 114H54V116H56L55 119H54V117H53V119L51 120L50 117L52 118L53 114H51V116L48 115V112H51ZM192 111H193V108H192ZM195 111L193 112L194 114H195V113H200V112H197V111L195 112ZM8 112H9V113H8ZM18 112H20V114L22 113L21 118H20V116H18V114H17ZM35 112H36L37 114H36ZM38 112H39V113H38ZM45 112H46V113H45ZM183 112H184V113H183ZM189 112H190V111H189ZM214 112H215V110H214ZM2 113H3V114H2ZM41 113H42V114H41ZM25 114H26V115H25ZM28 114H29L30 116H29ZM38 114H39V115H38ZM74 114H76V112H75ZM182 114H181V115L178 114V115H180V116L176 115V116H177V119H178V117L180 118V117L182 116ZM186 114H187V113H186ZM188 114H189V113H188ZM190 114H192V113H190ZM5 115H6V116H5ZM14 115H15L17 118L14 117ZM27 115H28V118H27ZM42 115H43V116H42ZM61 115H63V114L61 113ZM76 115H77V114H76ZM3 116H2V117H3ZM24 116H25V117H24ZM48 116H50V117H48ZM77 116H78V115H77ZM176 116H175V117H176ZM9 117H13L15 120H14L13 118H9ZM38 117H39V118H38ZM41 117H42V118H41ZM61 117H62V116H61ZM183 117H185V116L183 115V116L181 117V119H178L179 121H176V122H179V124H178V123H177V124L175 123L177 126L180 125V122H183ZM195 117H197V114L195 115ZM198 117H197V120H196V121H198V122L193 121L194 127H195V124L198 123V124H197L198 126H196L197 128H199V133H198V135L200 136L201 133H203V135H205V132H204V131H205L206 129L204 130L203 127H202L201 125H200V127H199V124H200V123L203 124V121H204V120L202 119L203 121L200 122L201 119L198 120ZM251 117L255 119L254 116H251ZM24 118H25V119H24ZM26 118H27V119L30 118V119H29L30 121L27 120ZM32 118H33L34 120H33ZM47 118H48V119H47ZM65 118H64V119H65ZM68 118H69V117H68ZM138 118H139V119H138ZM188 118H189V115H188ZM6 119H7V121H6ZM20 119H22V120H20ZM31 119H32L34 122H33ZM56 119L59 120V123H58V124H55V123L57 122ZM175 119H176V118H175ZM190 119H191V118H190ZM195 119H196V118H195ZM195 119H194V120H195ZM254 119H253V120H254ZM12 120H14V121H12ZM25 120H27L28 126H27V123L25 122ZM47 120H48L49 124H50V121L54 122V123L51 122L52 125L54 124V125L52 126V127L54 128V130H53L52 128H49L51 125H50V126H49V124L45 125V124L47 123ZM54 120H56V122H55ZM186 120H187V119H186ZM186 120L184 119V121H186ZM62 121H61V123H60L61 125H63V124H62ZM138 121H139V122H138ZM187 121H189V120H187ZM254 121H255V120H254ZM254 121H252V123H253V124H252V125H253V126H252V131H254V130L256 129V125L258 124L257 122H254ZM13 122H15V125H16V126L12 124ZM20 122H21V123H20ZM30 122H32V123H30ZM116 122H117V123H116ZM135 122H136V124H135ZM137 122H138V124H137ZM191 122H192V121H191ZM195 122H196V123H195ZM22 123H23V124H22ZM29 123L32 124V125H30ZM139 123H140V124H139ZM185 123H186V124H189V122H184V124H185ZM8 124H9V125H8ZM18 124H19V125H18ZM11 125H13V126H15V127H17V128H18V126H20L21 128H18V129L16 128V129H14L15 127L12 126V127H13V129H12V128H11ZM17 125H18V126H17ZM115 125H116V126H115ZM181 125L183 126L182 123H181ZM189 125L191 126L192 124L190 123ZM189 125H188V126H189ZM9 126H10V127H9ZM35 126H36V127H35ZM45 126H46V127H45ZM54 126H55V127H54ZM185 126H186V125H185ZM190 126H189V128H190ZM262 126H263V125H262ZM25 127L28 128V129H29V127H31V128L34 127V128H32V131H34L33 129H36V130L34 131L35 133H34V132H31V130H30V132H29V130H28V129H25ZM38 127H39V128H38ZM42 127H43V128H42ZM59 127H61V126H59ZM59 127H57V128H59ZM63 127H64V126H62L61 129H62ZM68 127H69V125H68ZM73 127H74V124H73ZM138 127H139V126H138ZM192 127H193V125H192ZM192 127L189 129V128L186 126V128L189 130V132H188V130H187L186 133H189V134H190V131H191V130L193 131V129H194V127H193V129H192ZM263 127H264V126H263ZM10 128H11V129H10ZM31 128H30V129H31ZM48 128H49V129H48ZM69 128H71V127H69ZM69 128H68V129H69ZM183 128L186 129L184 126H183ZM197 128H196V129H197ZM19 129H20L22 132L19 131ZM24 129H25V130H24ZM71 129H73V128H71ZM181 129H182V127H181ZM202 129H203L204 131H201ZM5 130H6V131H5ZM12 130H14V131L16 132V134H11L12 132L15 133V132L12 131ZM44 130H45L46 132H45ZM49 130H50V131H49ZM166 130H167V129H166ZM259 130H260V129H259ZM1 131H2V130H0V132H1ZM9 131H10V132H9ZM11 131H12V132H11ZM43 131H44V132H43ZM48 131H49V132L52 131L53 133H52V132H51V133H52V134H55L56 136L53 137V135H52V134H49ZM54 131H55L56 133H55ZM58 131H60V128L58 129ZM104 131H105V130H104ZM185 131H186V130H185ZM185 131L182 132V130H181V131H180V134H178L176 137H174V139H176L178 136L180 137L181 134H182V136H184L183 133H185ZM194 131L196 132V131H198V129H197V130L194 129ZM194 131H193V133H191V135L194 134ZM262 131L264 132L263 128L261 129L260 133H261ZM17 132H18V133H17ZM23 132H24V133L27 132V134L24 135ZM114 132H116V133H114ZM20 133H22V134H20ZM37 133H38V134H37ZM41 133H42V135H43L44 133H46V135H45V134L43 135V137H44L43 139H45V138L49 135L48 138L45 139V142H43V141H42V142L39 141V139H40V136H39V135H41ZM58 133H59V132H58ZM113 133H114V134H113ZM186 133H185V134H186ZM251 133H253L252 136H246V140L248 139L247 137H249V138H250V137H253V139L250 138V139H252V144H253V146H257V143H255V142H257V140H256L257 138H256V136H255L256 134H255L254 132H251ZM251 133H250V135H251ZM29 134H30V136H31V135L33 136V139H32V140H30L31 137L29 136ZM33 134H34V135H33ZM105 134H106L105 136H108V135H107V134H108L107 131L105 132ZM189 134H187L186 136H188L189 139H190L191 136H189ZM262 134H263V133H262ZM0 135H1V133H0ZM6 135H7V136H6ZM8 135H9V136H8ZM11 135H12V137H13V135L15 136V137H13L15 140H16L17 137H18V139H17L18 142H19L20 144H21V143H22V144H21V145H20L19 143L16 144V141H17V140L15 141L14 139H12V138H11ZM21 135H23V136H21ZM42 135H41V136H42ZM51 135H52V136H51ZM196 135H197V132H196ZM196 135H195V136L192 135V137H194V138L197 139L199 136L197 135V137H196ZM201 135H202V134H201ZM203 135H202V138L205 137V136H203ZM239 135H242V134H239ZM263 135H264V134H263ZM26 136L29 137V138H27ZM34 136H35V137L37 136V138H34ZM38 136H39V138H38ZM167 136H168V135H167ZM182 136L180 137L181 139L183 138ZM244 136H245V133L243 134V137H244ZM6 137H7V138H6ZM21 137H22L23 139H22ZM52 137H53V139H51ZM179 137H178V140L174 141L175 143H177V141H182ZM5 138H6V139H5ZM168 138H169V139H170V138L172 139V137H171L170 135L168 136ZM184 138H185V136H184ZM184 138H183V139H184ZM244 138H245V137H244ZM255 138H256V139H255ZM262 138H263V137H262ZM20 139H22V140H20ZM34 139H35V140H34ZM36 139H37V140H36ZM47 139H48V140H47ZM49 139H50V141H49ZM171 139H170V140H171ZM179 139H180V140H179ZM185 139H188V138L186 137ZM189 139H188V140H189ZM198 139H199V138H198ZM198 139H197L196 141H198ZM203 139H204V138H203ZM203 139H201V136H200V139H199V140H201V142H202V147H201L202 149H201V150L204 149L203 146L206 147V146L208 145V144L205 145V143L203 144V142H204ZM250 139H249V140H250ZM25 140H26L27 142H24ZM28 140H29V142H28ZM33 140H34V141H37V142H35L36 145H38L37 147H36L35 144H34L35 147L32 146L33 144L30 145V144L33 142ZM40 140H41V139H40ZM55 140H56V138H55ZM170 140L167 139L165 142H168V141H170ZM5 141H6V142H5ZM9 141H10V142H9ZM172 141H173V139L171 140V142H172ZM192 141H195V139H194V140L192 139L191 142H192ZM253 141H254V142H253ZM40 142H41V143H40ZM50 142L53 143V145H51ZM106 142H107V141H106ZM171 142H170V143H171ZM183 142H187V141L184 140ZM183 142H181V143L184 144ZM189 142H190V141H189ZM189 142H187V143H189ZM191 142H190V143H191ZM27 143H29V145H27ZM33 143H34V142H33ZM38 143H39V144H38ZM170 143H169V147H168V146H167V147H168L169 149H171V151H172L173 149H172V147H170V145L172 144V146H173L174 143H173V142H172L171 144H170ZM195 143H196V142H195ZM195 143L193 142L192 145H191L192 151H191V149H189L192 153H194V152H193V148H194ZM208 143H209V142H208ZM5 144H6V145H5ZM7 144H8V146H7ZM10 144H11V145H10ZM23 144H24V146H23ZM98 144H100V143H98ZM177 144H178L177 146H179V142H178ZM2 145H3V146H2ZM18 145H19V146H18ZM101 145H102V146H101V148H102L104 145H103L102 143H101ZM106 145H107V144H106ZM106 145H105V150H106V152L108 151V152H107V155H109V154H111L112 151L109 150L108 147H107ZM121 145H122V146H121ZM175 145H176V144H175ZM186 145H188V148L190 147V146H189L190 144H186ZM239 145H241V144H239ZM16 146H17V147H16ZM22 146H23V147H22ZM42 146H43V147H42ZM48 146H49V147H48ZM51 146H52V147H51ZM180 146H181V145H180ZM184 146H185V145H184ZM14 147H15V148H14ZM33 147H34V148H33ZM167 147H166V149H168ZM174 147H175V146H173V148H174ZM182 147H183V146H181V149H183ZM195 147H196V146H195ZM199 147H200V146H199ZM4 148H5V149H4ZM10 148H12L13 150L10 151ZM32 148H33V151H32ZM45 148H46V149H45ZM55 148H56V149H55ZM118 148H116V149H118ZM185 148H186V147H185ZM188 148H186V151H187V152L189 151ZM196 148H197V149L194 148V151H195V150H198V147H196ZM44 149H45V150H44ZM116 149H115V151L118 153L119 150H116ZM177 149H179V151H180V148H179V147H178V148L175 147V151H176V152H171V153H179V151L177 152ZM240 149H241V153H242L241 155H244V154L246 153V151H245V153H244V150H245V149H243V148H240ZM40 150H41V152H40ZM42 150H43V151H42ZM46 150H47V151H46ZM204 150H205V149H204ZM257 150H258V149H257ZM37 151H38V152H37ZM51 151H52V152H51ZM56 151H57V152H56ZM97 151L100 153V150H99V149H98ZM97 151H95L94 154L97 153ZM181 151H182V150H181ZM190 151H189V153H190ZM198 151H199V150H198ZM226 151H227V150H226ZM39 152H40V155H39ZM42 152H43V153H42ZM55 152H56V153H55ZM109 152H110V153H109ZM183 152H184V149H183ZM196 152H197V151H195V154L198 153V152H197V153H196ZM203 152H205V151H203ZM227 152H228V151H227ZM16 153H18V152H16ZM46 153H47V155H46ZM52 153H53V154H52ZM108 153H109V154H108ZM119 153H120V151H119ZM180 153H182V152H180ZM225 153H226V152H225ZM229 153H230V152H229ZM10 154H8V155H10ZM54 154H55V155H54ZM12 155H13V154H11V156H12ZM17 155H18V156H17ZM42 155H45V156H42ZM52 155H53V156H52ZM96 155H97V154H96ZM13 156H14V155H13ZM50 156H51V157H50ZM59 156H60V155H59ZM174 156L176 157V156H178V155L175 154ZM185 156H186V155H185ZM185 156H183L182 158H184L183 160H185L186 164H191V163H192L191 161H190V163H189V162L187 163V160H186V159H189V160L192 159L193 162H194V161H197V160H196V159H197V158H196L197 155H196V156L193 155V157H195V158L190 157V156H192L191 154L188 155V157H190V158L185 157ZM17 157H18V158H17ZM40 157H41V158H40ZM179 157H180V156H179ZM19 158H20V154H16V156H14V159H17V160H15V161H18ZM25 158H26V157H25ZM39 158H40V159H39ZM43 158H44V159H43ZM180 158H181V157H180ZM180 158H178V159H180ZM10 159H8V161H9ZM36 159H37V160H40V162L43 164V167H42V166H39L40 164L38 163V161H37ZM41 159H43V160H41ZM52 159H51V160H52ZM57 159H58V158H57ZM57 159H56V160H57ZM252 159H254V160H252V165H253V166L255 165L254 168H256V167L258 166V163H259V157H258V154H257L255 157H253ZM58 160L60 161V158H59ZM181 160H182V159L178 160V162H179V161L181 162ZM189 160H188V161H189ZM25 161H26V159H25ZM254 161H255V163H253ZM27 162H26V163H27ZM29 162H28V163H29ZM183 162H184V161H183ZM185 162H184V163H185ZM232 162H236V161H232ZM232 162H231V163H232ZM30 163H29V166L31 165ZM184 163L181 162V164H184ZM16 164H17V163H16ZM34 164H35V165H34ZM36 164H37L38 167H42V168H38V167L36 166ZM186 164H184V165H186ZM17 165H18V164H17ZM27 165H28V164H27ZM184 165H181V166L179 165V166L181 167V168L179 167V169H182V170L185 169V170H186L187 167H186V168H182V166H184ZM51 166H52V167H51ZM189 166H190V165H189ZM260 166H261V165H260ZM43 168H44V170H41V169H43ZM60 168H61V167H60ZM226 168H227V167H226ZM261 168H264V165H263ZM24 169H26V167H25ZM31 169H32V170H31ZM33 169H34V170H33ZM36 169H37V170H36ZM45 169H46V170H45ZM49 169H48V170H49ZM14 170H15V171H14ZM185 170H184V171H185ZM38 171H39L40 173H38ZM184 171H182V173H184ZM16 172H17V171H16ZM26 172H28V174H29V172L32 173V174H29V175L26 174V175H25ZM36 172H37L38 174H37ZM57 172H58V171H57ZM180 172H181V170H180ZM185 172H187V170H186ZM226 172H227V171H226ZM23 173H24V174H23ZM34 173H36V174H34ZM51 173L54 174V176H53ZM184 174H185V173H184ZM27 175H28V176H27ZM60 175H61V174H60ZM104 175H105V176H102V179H103V180H101V181L106 182L105 179H107V178L109 179V176H106L107 174H104ZM37 176H38V177H37ZM51 176H52V177H51ZM184 176H187V175H183L182 177L184 178ZM13 177H14V176H13ZM22 177H23V178H22ZM35 177H37V178H35ZM53 177H54L55 179H54ZM60 177H61V176H60ZM9 178H10V177L8 176L7 182H8V180H9ZM25 178H24V179H25ZM34 178H35V180H34ZM45 178H46V179H45ZM17 179H18V180H17ZM31 179H32L34 182H36V184H32V183H30V181L33 182ZM116 179H117V180H116ZM38 180H39V181H38ZM48 180H49V179H48ZM114 180H116V181L114 182ZM43 181H40V182H43ZM24 182H27V184H25ZM34 182H33V183H34ZM59 182H60V181H59ZM59 182H58V184H59ZM44 183H43V184H44ZM39 184H40V183H39ZM41 184H42V183H41ZM6 185H7V184H6ZM24 185L26 186L25 188L22 187V186H24ZM28 185H29V186H28ZM19 186H21V187H19ZM42 187H44V186L42 185ZM49 187H50V188H49ZM14 188H11V189H14ZM36 188H38V189L36 190ZM46 188H48L49 191H47ZM115 188H116V185H115V186L113 185V187L111 186L110 189H107V190H109V191L106 192L107 197H106V199H105V200H106V206H107V207L109 206L110 203L112 204L111 201H112V196L115 194V191H114ZM11 189H10V190H11ZM26 189H28V190H26ZM42 189H43V190H42ZM111 189L113 190L114 193L112 192ZM8 190H9V189H8ZM22 190H24V191H23L24 193L22 192ZM38 190H41V191H38ZM45 190H46V191H45ZM98 190H99V188H98ZM41 192L43 193V195H42ZM28 193H29V194H28ZM40 193H41V194H40ZM45 193H47V194L44 195ZM112 193H113V195H112ZM27 195H26V196H27ZM41 195H42L43 197H42ZM110 195H111V196H110ZM17 196L19 197L18 194H17ZM35 196H36V201H33V200L35 199ZM29 197H30V198H29ZM37 197H38V199H39V197H41V199H42V201H43V204H42V202L40 201L41 199H40V200H37ZM26 198H27V200H26ZM108 198H109V199H108ZM107 199H108V201H109V204H108ZM228 199L231 201V202H230V201L228 200V201L230 202V205L232 206V208H235V205L233 206V203H234L233 198H228ZM29 200H28V201H29ZM228 201H227V204H226V208H227V209H230V208H229L230 205H229ZM32 204H33V203H32ZM41 205H42V208L40 207ZM227 205H228V206H227ZM37 207L40 208V209L38 210ZM109 208H110V206H109ZM109 208H108V209H109ZM36 211H35V212H36ZM18 214H19V217H20V218H22V217H23V218H24V217L26 218V220H25V218H24L23 220L21 219L23 223H24V222H26V223L29 222V221L27 222V219L29 218L27 215H26V216H21L20 213H18ZM24 215H25V214H24ZM21 220H20V222H21ZM33 220H34V219H33ZM35 221H36V220H35ZM188 224H189V223H188ZM188 226H191V224L187 225V228H188ZM188 229H189V228H188ZM224 231H227V230H224ZM187 233H189V232H187ZM203 234H204V233H202V235L200 234V236L204 237ZM186 237H187V235H186ZM226 238H227V237H224V239H226ZM225 241H227V242H226V245H228V242H230L228 238H227ZM19 242H20V241H19ZM22 242H23V243H21V244L23 245V244H24V240H22ZM234 246H235V245H234ZM234 246H232L233 248H231V247H229V246H226V247L224 248V251H223L222 253L225 254L226 256L228 255V254H226V253H229V256H230V255H231L230 253H231L233 250H235V247H234ZM193 249H194V248H193ZM191 250H192V249H191ZM194 250H195V249H194ZM196 250H197V249H196ZM196 250H195V252H194V251H191L194 255L192 254V255L187 256L188 261L190 260L191 263H192V261H193L195 258H196V259H195L196 261H194V262H198V263H199V261H202V260L204 259V256L201 254V253H202V252H201L202 250L199 249L198 252H197ZM230 250H231V252H230ZM184 251H185V250H184ZM24 253H25V254H23V255H26V256H27L26 252H24ZM195 253H196V255H195ZM198 254H199V255H198ZM197 255H198L199 257H198ZM229 256H227V258H228ZM29 258H30V257H29ZM198 258H201L202 260H200V259H198ZM231 258H232V257H231ZM27 259H28V258H27ZM33 259H35V258H33ZM191 260H192V261H191ZM231 260H233L234 264H237V261H236V260H234V259H231ZM185 261H187V260L185 259ZM118 262H119V263H118ZM183 262H184V261H183ZM194 262H193L192 264H194ZM185 263H186V262H185ZM185 263H183V264H185ZM191 263H190V264H191Z\"/></svg>", "mask_w": 264, "mask_h": 264}]
</instances>
